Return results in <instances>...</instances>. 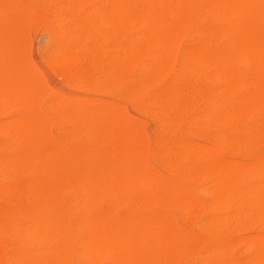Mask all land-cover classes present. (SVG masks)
<instances>
[{
    "label": "rangeland",
    "instance_id": "obj_1",
    "mask_svg": "<svg viewBox=\"0 0 264 264\" xmlns=\"http://www.w3.org/2000/svg\"><path fill=\"white\" fill-rule=\"evenodd\" d=\"M14 1H16L15 5L13 3ZM39 1L42 3V7H41V4L38 2V0H32V1L30 0V2H29V0H19V2H18V0H13V2H12V0H8V1L7 0L3 1L2 0V2H4L2 4H4V5L2 6V4H0L1 9H2V13L0 12V29L2 28V30H3V32L5 34V35H3V32H0V49H1V51H0V61L2 62V63H0V66L2 64L1 70H0L1 71L0 72V122H1L0 124L1 125L2 124L6 125V129L5 130H4V126L3 125L1 126V129L3 128V130L1 131V129H0V147L2 148V149H0V151L1 152L3 151L2 153L0 152V158L3 156L5 159H7V157L11 158V156H12V158L16 157L15 159L18 158V160H21V159L22 160H27V162H24V163H26V165L24 163L22 164L23 169H19V170H17V169L15 170L13 166H2V167L0 166V171H2L0 174H4L7 177L9 176L8 178H11V177L13 178L14 175H15V177H17V183L20 182L19 184H21L22 182H25V180H27L30 177H32L33 174H35L34 173L35 172V164H34L35 162L42 161V162L46 163L47 165H53L54 169L56 170L55 175L53 177L54 178V182L56 183V187H57V188L55 187V184L53 185V188L55 187V191H56V196H57L56 200H58L59 202H65V203H67V201L69 202V200H70V198H69L70 192L72 191L69 186L68 187L70 188V190L68 189L67 185H64L62 187V185H63V181L62 180H64L65 178L69 177L68 174L70 176L73 175V176H77L78 177L81 174V169H82L83 170L82 173L91 174V172L93 171L92 175H96V176H97V173H96V170H97L99 172V174H100V177H99V174L97 176L99 178H104V177L108 176V178L110 179L109 183H110L111 187H109V185H108L107 188H109L111 190L107 191L106 190V186H103L104 187V188L102 187L103 188V192H101L102 191V188H101L100 193L97 196V199L99 198V201L96 199L97 203L95 202L96 205L94 207V210L90 211L89 214H87L84 217H88V218H90V217L91 218H101V217L102 218H106V217H108L107 218L108 219V223H110L114 228H117V227L120 226L119 228H125L124 229L125 233L128 231V233H130V235L133 234L132 237L135 236L134 239H136L137 241L141 242V244H139V242L134 240V243L131 245L132 249L133 248L135 249L138 246V250L137 251L133 250L135 252V260H136L137 264H139V263L140 264H144V263L148 264V262H149V264H160V263L161 264H166L165 261L167 259H168L167 260L168 264H169V262L171 264H195V263L199 264L200 260L203 261V259L204 260L208 259L209 256L205 257V254H206V256L208 254L207 252H209L210 255L213 254V257L212 256L210 257V259L212 258V260L209 259L208 264H212V262H213V264H229V263H227L228 260H229L228 262H230V264H264V262H263L264 255L262 254V252H258V250L256 249L257 254L255 256V254H253V253H255L254 249H255L256 246L255 245H254V247L252 246L254 248L253 249L252 247H248V245H246L247 242L250 239H253L255 237L258 238L259 235H260V237L258 239H260L264 235V200H262V198L264 199V189H263L264 188L263 187V185H264V112H263L264 111V106H263L264 105V96H263L264 92L262 91V90H264V88H262V86H264V83L261 84V82L259 80H257V78H256L258 76H261V77L264 76V73H263L264 69L261 68V66L264 65L263 64L264 63V55L261 52V51H263V53H264V46L262 48L263 50L258 48L257 51L256 50L254 51L255 54H253V51H252V52H249V53L247 52L248 53V55H247L246 51H240V53H239V51H237V50L235 51L234 49L231 48V44H232L231 42H233V40L237 37V36H233L232 33H230V35H229V33H226L227 35L226 34H222L221 36H219V35L215 36L207 44L208 51L210 50L209 55L212 56L214 59H208V62L207 61H205V62H198L197 61L198 63L196 61H192V63H191V65L193 64L192 67L193 66H194L193 68L197 67L196 69L198 70L197 74H194L195 77H193V75H190L191 78H190V76H187V80L190 79L188 81V83L186 81V77L182 78L183 81L181 79H179V81H182L180 84H181L182 88H184V91H186V89L188 91L189 90L190 91L189 92L187 91V93L183 92L179 96L174 97L173 101H174V104H176L175 106L177 107V109H176L177 112H181L182 111L181 109L183 108V105H184V103H182V102H185V104L187 105V108L183 109V111H185V112H181V114L179 113V116H181V117H179L178 114H177V116H178V117L176 116L177 117V121H176V117L174 115V113H176V111L174 113L168 114V118H167V115H162L160 113L159 114L160 116L157 115V116H155L153 118L151 117L152 119L150 120V116L148 114H146L147 113L146 111H145V114L147 115V117H145V114H143V112H144L143 110H145V108H144V104L141 103V105H140V100H133V101L131 100L130 102L126 98L125 99L127 101L124 100V96L122 97L123 81L120 82L121 81L120 80L118 82L119 84L118 83L115 84V83L111 82V84L108 85L109 82L112 79L111 75H112V71H113V67H114V65L112 63V61H113V57L112 56H114L115 54L118 55V56H121V54H122L121 52L124 51L123 50V46H124V49H125V44L127 46V44L130 43V42H133L134 44L136 42L139 43L140 39H144V37H142L141 35H144V32L146 30V28H145L146 24H147V22L149 24L150 21L147 20V22H146V20H145L144 22H137L139 24V25H137L136 20L133 21L132 18H129L128 19L129 23H126V27H127L128 34H129V36H128L127 35V31H126V33H123V29H122V31L118 30L119 32L116 31L117 27L115 28L116 30L114 29V31H115V33H114L113 27H115V24H114L113 21L111 23V21H110L111 19H108L107 23L104 22V21H106L107 18H109L108 15H107L108 6H110L109 3L111 1H113V0H100V2H99V0H84V2H83V0H79V3H78V0H48V1L47 0H39ZM70 1H71V3H70ZM138 1H140V0H138ZM161 1H162L161 2L162 6L160 5L159 7H164V5H165V7L162 8V10H160L159 8L155 9V7H157V6L154 5V4L151 5L150 8H152L153 11H154L153 12L154 13L153 23L157 22L158 24L157 23H155V24H157L160 27L161 30L162 29L165 30L170 25V23H169L170 21H172V20L176 21V19L179 21L178 17H176L175 15H176L177 10L180 8V3L182 4V2L180 0H168V1L165 0V2H164V0H161ZM171 1H172V3H171ZM174 1H175L176 5L174 4ZM192 1H193V3H192ZM211 1L212 0H208V2H207V0H206L205 3H204L203 0H202V3H201V0H185V2L183 1L184 4L186 3L185 6L188 5L187 8H192L195 11V14L192 13L193 12L192 11L190 13H192L193 18H190V16H192V15L190 13H188V15L183 18L184 20L182 19L181 20L182 22L180 21L181 24L178 25L179 29L177 28L178 32L175 34V36L180 38L181 40L177 39L176 37H172L171 38V39H174L173 40V42H174V44H173L174 45V47H173V51H174V53H173V62H174L175 65L176 64L178 65V59H179L178 56L179 55L182 56L180 58V63H181L182 59L183 60L185 59L184 55L187 56L188 52H189V54L191 52H194L192 50L193 45H194V47H196V49L195 48H193V49L197 50V49H200V47L205 44L204 41H206V40H204L205 37L204 38L202 37V36H204L203 34H201V33H203L202 30H204L207 27H209V26L214 24V22H212V19H214V15H215V14H213L215 0H213L214 4ZM232 1H235V0H232ZM250 1L251 2L253 1L255 3L254 5L251 6V11H250L252 20L255 21V25L259 24L258 26H255L256 30L258 31V34H257V31H256L255 36L253 34V36H254L253 39L256 40L257 43L259 41L258 44H261V43L264 44V15H263L264 14V1L263 0H261V2H260V0H250ZM262 1H263V3H262ZM17 2H18V4H17ZM53 2L55 4H53ZM92 2H93V4H92ZM163 2H164V4H163ZM210 2H211V4H209ZM259 2H260V6H259ZM0 3H1V0H0ZM6 3L8 4V7H7ZM47 3H48V5H47ZM98 3H99L100 6L98 5ZM177 3H179V5ZM189 3H190V5H189ZM60 4L63 5V6H65V4H66V6H65L66 9L64 7H62L63 9L60 8ZM200 4H203V6H205V7L204 8H203V6L201 7ZM207 4H208V6L206 7ZM9 5H11V7ZM52 5H54L56 7H54ZM57 5H59V6H57ZM73 5H74V8H73ZM172 5L174 7H172ZM195 5H196V8H195ZM68 6H69V9H68ZM153 6H155V7H153ZM261 6H262V8H261ZM75 7H76V9H75ZM93 7H95L96 9L95 8L93 9ZM175 7H177V8L175 9ZM197 7H199V10H198ZM4 8H5V10H4ZM39 8H40V10L42 8L41 12H40ZM85 8H86V10H85ZM103 8H104V10H103ZM6 9H8V10L6 11ZM46 9H47V11H46ZM50 9L51 10L53 9V11H50ZM71 9H72V11H71ZM117 9H118L119 14L120 13L122 14L124 12V9H122L121 6L118 7ZM207 9H209L210 12H209V10L207 11ZM212 9H213V11L211 12ZM252 9H253L254 13H253ZM11 10L16 11V13L11 11ZM99 10H101V12ZM196 10L198 12H196ZM92 11H93V13H92ZM202 11H203V13H202ZM204 11L208 12L207 16L205 15L206 13H204ZM260 11H262V14H261ZM11 12H13V14ZM44 12H45V14H44ZM65 12H66V15H65ZM83 12H84V14H83ZM42 13L44 14V16H43ZM55 13H56V15H55ZM168 13H169V16H168ZM172 13H173L174 17L172 16ZM200 13H201L202 17L200 15V18H199L198 16H199ZM252 13H253V16H252ZM46 14H47V16H46ZM50 14L52 15V18L54 16H56V17H58L60 19V21L62 19V21L61 22L58 21L57 23H53L51 21L52 18L50 17ZM71 14H72V16H70ZM14 15H15V17H14ZM82 15H83L84 18L81 17ZM8 16H10V17L8 18ZM63 16L67 17V18H65V20H63L64 19ZM101 16H102V18H101ZM170 16L173 19H171ZM194 16H196V18ZM20 17H22V18H20ZM27 17H28V19H27ZM93 17H94V19H93ZM155 17H157V19ZM209 17L211 19H209ZM13 18H14L15 21L13 20ZM96 18H98L99 25H98V23L96 21ZM255 18H256V20H255ZM10 19H12V21H10ZM16 19L18 20V22H17ZM47 19L50 22H48ZM101 20H102V22L104 24L101 22ZM187 20H188V22H187ZM189 20H191V23L189 22ZM197 20L199 22H197ZM166 21H168V22L165 23ZM192 21H193V24H192ZM259 21H260L261 24L259 23ZM87 22H89L90 26L88 24H86ZM92 22H93V24H92ZM94 22L97 25H95ZM133 22H134V24H133ZM196 22H197V24H196ZM49 23H50L49 27L46 26ZM75 23H76V25H75ZM83 23H84V25H83ZM186 23H188V25L190 24V27H188V25H186ZM52 24H54V25H52ZM128 24L130 26H128ZM140 24H142V25H140ZM191 24H192V28H191ZM195 24H196L197 27L193 26ZM184 25H186V26H184ZM16 26L18 27V29H17ZM62 26H63V29H62ZM131 26H133V28ZM143 26H145V27L143 28ZM65 27H66V29H65ZM70 27L72 28V32H71ZM183 27H184L185 31H183ZM185 27H188V28L185 29ZM83 28H84V31H83ZM88 28H89V33H88ZM11 29H12V31H11ZM48 29H49V31H48ZM94 29H95V31H93ZM130 29H131V31H130ZM180 29H182V31H180ZM7 30H8V32H7ZM15 30H17V31H15ZM90 30H91V32H90ZM199 30H201L200 34H199ZM179 31H180V33H179ZM262 31H263V33H262ZM56 32H57L58 35L56 34ZM67 32H68V36L66 35ZM76 32H77V34H76ZM141 32H142V34H141ZM69 33H71V34H69ZM193 33H194V36H191V35H193ZM82 34L86 35V36L85 37L82 36L83 37L82 38L81 37ZM101 34L103 35V37L101 36ZM117 34H119V35L117 36ZM182 34L184 35V37H183ZM198 34H199V36H198ZM55 35L58 38L57 41H56V36ZM79 36H80V38H79ZM181 36L183 38H181ZM105 37H106V39H105ZM118 37H120V38H118ZM136 37L138 38V40H137ZM201 37H202V40L200 41ZM217 37H218V39H217ZM259 37H262V38L260 39ZM62 38H63V40H62ZM114 38H115V40H114ZM123 38H124V40H123ZM197 38H198V40H197ZM215 38H216V40H215ZM54 39H55V41H54ZM94 39H96V41ZM175 39H177V40H175ZM187 39H188V41H187ZM195 39H196V42H195ZM262 40H263V42H262ZM116 41H117V43H116ZM215 41H216V44H215ZM59 42H61V43L59 44ZM62 42L64 43V45H63ZM96 42H97V44H96ZM105 42H106V44H105ZM176 42H178L177 45H176ZM199 42H200V44H199ZM10 43H12V44H10ZM201 43H202V45H201ZM9 44L11 46H9ZM65 44H66V46H65ZM103 44L106 46V49L104 48ZM195 44H196V46H195ZM82 45H83V47H82ZM112 45H113V49H112ZM119 45L122 46V50H121V47ZM2 46H3V49H2ZM5 46H6V48H5ZM87 46H88V48L90 46V51L87 48ZM108 46H110V47L108 48ZM175 46L177 47L176 50H175ZM189 46L190 47L192 46L191 49H190ZM51 47H52L53 50L51 49ZM85 47H86V49H84ZM219 47H220V49H219ZM224 47H226V48H224ZM19 48H20V50H19ZM55 48H57V50H55ZM58 48H59V50H58ZM75 48H76L77 52L73 51ZM80 48H83L84 51L83 52H82V50L80 51ZM223 48H224V50H223ZM54 50H55V52H54ZM91 50H92L93 54H89V52L91 53ZM113 50H115V51H113ZM61 51H63V52H61ZM66 51H68V52H66ZM149 51H150V53H149ZM216 51L219 52L218 56L216 54L217 53ZM226 51H227V53H226ZM65 52H66V54H65ZM142 52H143V54L140 55L141 57L139 56L140 59L138 58L136 64L133 66L131 71L128 73L127 80H131V78L133 77L132 80L135 81L137 78H139L140 75L138 73L140 72V69L138 67H137L138 68L137 69L136 65L138 66L139 64H143L144 62H147V60L148 59L150 60L153 57V55H154V51L151 48L150 49H145ZM183 52L185 54H183ZM213 52L215 54L216 59L214 57ZM221 52H222V54H221ZM99 53H101V54H99ZM102 53H104V54L102 55ZM230 53H231V55H230ZM256 53L259 54V57L257 56ZM7 54H8V57H7ZM9 54H10V56H9ZM85 54H86V56H85ZM98 54L100 55V57H98L99 56ZM220 54H221L223 63L220 60V58H221ZM237 54H238V56H237ZM251 54L254 56V57L251 56L252 59L249 56ZM2 55H5L6 57L5 56L2 57ZM60 55H61V57H60ZM74 55H75V57H74ZM79 55H80V58H79V60H77V57H79ZM223 55L224 56L226 55V57H228V59L225 57V59H226L225 60ZM232 55L233 56L235 55V56L233 57ZM62 56H64V58H62ZM66 56H68V58ZM70 56H73V58H70ZM247 56L251 59L250 63H249V59H247ZM65 57L67 58V60H66ZM96 57H97V60H96ZM232 57L234 58L233 60H232ZM5 58H6V60H5ZM100 58H101V60H100ZM245 58L247 59L246 61H245ZM261 58H263V60H261ZM59 59L61 61L60 63L58 62ZM76 60L78 61V63H77ZM211 60H212V64H211ZM215 60H216V62H215ZM3 61H5V62L3 63ZM8 61H9V63H8ZM12 61H13V63H11ZM46 61H47V63H45ZM67 61H69V62H67ZM75 61H76V63H75ZM105 61H107V62L105 63ZM108 61L109 62L111 61L110 62L112 64V65L110 64L111 67L109 66V62ZM209 61H210V64H209ZM217 61H218V64H217ZM252 61H253V63H252ZM259 61H261V62L259 63ZM64 62L67 63L68 66ZM70 62L72 63L71 64L72 67L70 65ZM101 62H103V63L101 64ZM244 62H245L246 65L244 64ZM254 62L256 64H254ZM28 63H29V65H28ZM52 63H53V65H52ZM73 63H75V64H73ZM215 63H216V65H215ZM226 64H227V66H226ZM248 64L249 65L251 64V65L248 66ZM259 64H260V66H259ZM4 65L6 67L8 66V69L5 68ZM106 65L109 66V67L107 68ZM209 65H210V67H209ZM205 66H206V68H205ZM256 66L258 67V71L257 72L255 71V70H257ZM198 67H199L200 71H199ZM36 68H37V70H36ZM135 69H137L138 72L135 71ZM259 69H260V71H259ZM24 70H26V72ZM219 70L221 71V73H220ZM226 70H228V71L226 72ZM230 70H231V73L233 72L232 74H235L236 72H237L238 75L240 74V80L238 79V80L235 81L234 79H231L229 77L231 75ZM253 70H254L255 75L252 72ZM2 71H3V73H2ZM6 71H7V73H6ZM22 71H23V75H21ZM107 71L108 72L111 71V72L108 73L109 75L106 73ZM201 72H202V74L199 75V73H201ZM251 72H252V74H251ZM34 73H35V75H34ZM62 73H63V75H62ZM92 73H94L95 75L92 74ZM210 73H212V74H210ZM228 73H230L229 76L227 75ZM242 73H243L244 78L242 77ZM256 73L258 74V76L256 75ZM260 73H261V75H260ZM10 74H11V76H10ZM26 74H27V78L25 76ZM213 74H214V78H213ZM93 75L94 76L98 75V76L94 77ZM211 75H212V78H211ZM247 75H249L251 79H249V76H247ZM30 76H31V78H30ZM77 76H78L79 80L77 79ZM209 76H210V79H209ZM21 77H22V79H21ZM100 77H102V78H100ZM108 77H110L109 78L110 80H108ZM226 77H227V80L225 81ZM245 77H246V80H245ZM24 78H25V80H24ZM103 78H104V80H103ZM228 78H230V80ZM1 79H2V81H1ZM3 79H4V81H3ZM169 79H170V75H166L163 78L161 83H158V84L152 86L142 98H145L148 95H151L152 93L155 94V92L158 93V91L160 89V86H162L161 84L163 82H167V80H169ZM221 79L223 80V82H222ZM252 79L254 81L257 80L258 83L255 82V84H256L255 85L254 81ZM28 80H29V83H26V81H28ZM89 80H91V81H89ZM247 80H250L251 86H250V83L248 84L249 81H247ZM9 81L11 83V86H10V83H8ZM31 81H32V83H31ZM107 81H108V84L106 83ZM234 81H235V84L233 83ZM23 82L26 83V84L24 85ZM90 82H93L92 86L90 85L91 84ZM21 83H22V85H21ZM103 83L106 85V87L108 86V88H110V89L107 88L106 90H104L105 92L102 91L103 89H105L104 88L105 85H102ZM259 83L261 84V86H259ZM112 84H114V85H112ZM29 85H30V88H29ZM221 85H222V87H221ZM7 86H8V89H7ZM19 86L21 88H19ZM79 86H80V88H79ZM257 86H259L260 89L257 88ZM33 87H34V89H33ZM38 87H39V89H38ZM198 87H200L201 89L198 88ZM225 87H227L228 89L225 88ZM13 88H18V90L20 91L18 96L14 98L15 101H17L16 103H15V101H13V97L11 98V95H10L11 101H9L10 98L7 99V101H6V98L9 97V94H7V92L10 91V93H11ZM98 88H99V90H98ZM222 88H223V90L226 89L227 92L229 90L228 96H227L226 91H225V93H222V91H223ZM27 89H28V91H27ZM92 89H94L95 91L92 90ZM194 89H195V91H198L199 94L197 92L195 93ZM217 89H219V92H217L218 91ZM199 90H200V92H199ZM205 90H206V92H205ZM251 90H252V94L250 93ZM256 90L258 91L257 93H256ZM191 91H192L193 94L191 93ZM33 92H34V94H33ZM204 92L206 94V97H205ZM220 92L223 95H221ZM189 93H191V94L189 95ZM208 93H209V96H208ZM238 93H240V95ZM255 93H256V95H255ZM119 94H121L120 95L121 97H119ZM195 94H196V96H194ZM197 94H198V96H197ZM248 94L249 95L251 94V96H249ZM29 95H30V97H29ZM112 95L115 96V97H113ZM116 95H117V97H119L118 99H115ZM183 95H185L184 98H183ZM241 96H244V97L241 98ZM256 96H257V99H256ZM68 97H69V99H71V98L75 99L76 97L77 98L81 97V99L79 98V103H78V100L77 101L74 100L75 102L70 100V104H69ZM222 97H223V99H222ZM245 97H248L249 100L246 101L244 99ZM251 97L254 100L251 99ZM258 97H259V99H258ZM24 98H25V100H24ZM82 98H84V100H82ZM179 98L182 100V102H181V100ZM217 98L219 99V101H218ZM226 98H227V100H226ZM19 99H20V101H19L20 103H18ZM26 99H27V101H26ZM52 99H53V101H52ZM58 99H59V101L61 103V108L60 109H58V107L60 105ZM60 99H62V100H60ZM93 99H94V101H93ZM229 99H230V101H229ZM239 99H240V101H238ZM255 99H256V101H255ZM55 100L59 103V105L56 104V107H55V103H56ZM86 100H87V102H86ZM209 100L211 101V103H210ZM220 100H221V102H220ZM207 101H209V102H207ZM222 101H223V104H222ZM251 101H252V103H251ZM6 102L7 103L10 102L11 106H10V104H7ZM52 102H54V104ZM243 102H244V104L245 103L247 105L249 104L248 107H247L246 104L244 105ZM253 102H254V106H253ZM72 103H73V105H72ZM83 103H85V105ZM35 104H36V107H35ZM62 104H63V106H62ZM74 104H75V106H74ZM257 104L260 105L261 107L263 106L262 110H261V107L259 108L257 106ZM30 105H32V106L29 107ZM78 105H79L80 108L77 107ZM87 105H88V107H87ZM216 105L218 107H216ZM14 106L15 107L17 106V107L15 108ZM23 106H26V108H24ZM53 106H54V110L55 111H52L53 110ZM213 106H214V108H213ZM219 106H221V108ZM239 106L241 107L240 110L244 109L243 113L240 110H238ZM243 106H244V108H243ZM62 107H64V112H63V117H62V115L60 117V114H62V110H63ZM84 107H85V110H84ZM101 107H102V109H101ZM3 108L5 110L7 109L6 112H5V110ZM93 108H94V110H93ZM96 108H98V109H96ZM122 108H123V110H122ZM136 108H138V109H136ZM228 108H230L229 111H228ZM248 108H249V113L247 111ZM251 108H253L252 111H251ZM29 109H30V111H29ZM56 109H57V111H56ZM104 109H105V111H104ZM231 109H232V112H231ZM27 110H28V112H27ZM108 110H110V113L108 112ZM121 110H122V112H121ZM221 110H222L223 114L225 113V115H220ZM21 111H22V115H21ZM34 111H35V113L33 114ZM68 111H69V114H68ZM115 111L119 112V113L116 114ZM237 111L238 112L240 111V112L237 114L236 113ZM16 112H20V113L16 114ZM49 112H50V114H49ZM58 112H59V116H58ZM207 112H209V113H207ZM218 112H219V114H218ZM229 112H230V114H229ZM233 112H234V114H233ZM55 113H56V115H55ZM107 113L112 115V117L110 118V116ZM114 113L116 115H114ZM183 113H184V115H183ZM185 113H186V115H185ZM31 114H32L33 118H35L36 115H37L36 118H39L41 120V122L39 124L40 126L39 125L38 126H39V129L41 128L40 132L42 134L41 133L39 134V131H38L37 134L35 133V135H33V139L35 140V142L38 143V144L35 143V145H33L34 148H33V146L29 147V145H25L23 143L20 144V142L18 141L19 138L15 137L13 134L11 136V133L10 134L8 133V131L12 132L11 128L7 129L8 125H10V127H11V125L13 124V121L15 119L16 120L19 119V121H21V122L23 120L25 122L27 121L26 124H28V122L30 123L31 120L33 119L30 116ZM47 114H49V115H47ZM52 114H53V116H52ZM64 114H65V116H64ZM227 114H229L230 121L228 119V115ZM246 114H248V115H246ZM28 115H29V117H28L29 120L26 118ZM87 115L89 117H87ZM122 115H123V117H122ZM172 115H174L175 118L172 117ZM182 115H183V117H182ZM191 115H192V117H191ZM226 115H227V117H226ZM230 115H231V117H230ZM233 115L235 116V121H233V118H234ZM244 115H246V117ZM51 116L55 117V118L52 119ZM119 116H120V118L122 120L121 124H120ZM169 116H170V119H169ZM184 116H185V119H184ZM195 116H197V117L199 116L198 118L196 117L197 120L195 119ZM203 116H204V122H202L203 121ZM207 116H208V118L210 116L211 117V121L213 120L214 122H216L215 119H216V117H218L217 118V122L218 123L215 124V123H213V121L211 123L210 120L207 118ZM44 117H45V119H44ZM46 117H48V118L46 119ZM84 117H85V119H84ZM93 117H94V120H93ZM115 117H117L118 123H117ZM171 117L175 119L176 123L173 122V119ZM241 117L243 119H241ZM99 118L103 122H100ZM103 118L105 120V125H104ZM106 118H107V120H106ZM224 118H225V120H224ZM21 119H23V120H21ZM70 119H72L73 122H71ZM86 119H88V120H86ZM91 119L93 120V122L91 121ZM153 119H155V120H153ZM192 119H193L194 122L192 121ZM205 119H206V121H205ZM220 119H222V120H220ZM44 120H45V122H44ZM78 120H80L79 123H78ZM83 120H84V124L85 125L83 124ZM195 120H196V122H195ZM226 120L229 121L228 125H227ZM164 121H166V122H164ZM7 122H10V123H8V125H7ZM42 122H43V124H42ZM106 122H107V124H106ZM162 122H163V125H162ZM220 122H221V124L223 122L222 126L220 125ZM230 122H232V123L230 124ZM236 122H238V124ZM100 123H101V125H100ZM116 123H117V125H116ZM180 123H182V124H180ZM196 123H197V125H196ZM225 123H226V125H224ZM22 124H25V123L23 122ZM89 124H90V127H89ZM92 124H93V126H92ZM109 124L114 129L111 128ZM165 124H166V126H165ZM169 124L171 125V127H170ZM56 125H58V126L55 127ZM86 125H87V127H86ZM114 125H116L115 127L118 128L117 129V133H118V131H120V133H118V134L116 133L117 135H115L116 128L114 127ZM168 125H169V128H167ZM176 125H177V130H176ZM188 125H189L190 128L189 127H187V128L185 127V126H188ZM215 125H217V126H215ZM223 125H224V127H223ZM42 126H43V131H42ZM60 126H61V128H60ZM196 126H199L198 129H197ZM80 127H81V129H80ZM102 127H103V129H102ZM165 127L167 128V130L165 129ZM192 127H194V129ZM211 127H212V129H209ZM213 127H214V129H213ZM229 127H230V129H229ZM184 128L187 129L188 131L187 130L184 131L183 130ZM200 128H202V129H200ZM227 128H228V130H227ZM231 128H233V130ZM89 129H90L91 132L89 131ZM168 129H173V131L172 130L169 131ZM181 129L183 131H181ZM206 129H209L210 131L209 130L207 131ZM221 129L222 130L226 129V132L225 131L223 132ZM238 129H239V132H237ZM96 130H97V132H96ZM229 130H230V132H229ZM235 130H236V133H235ZM243 130H244V133L246 132L245 134L243 133ZM44 131H46V132H44ZM81 131H82V133H81ZM94 131L96 132L95 134H94ZM104 132H105V134H104ZM132 132H133V137L131 136ZM178 132H179V135H178ZM181 132H183V133H181ZM196 132H197V134H196ZM89 133L93 136V138L91 136V139H90V134ZM97 133H98V135H97ZM106 133L108 134V136H107ZM199 133H201V134L199 135ZM73 134H76V135H74L76 139L74 138ZM84 134L85 135L88 134L89 138H88V136H85ZM109 134L111 136H109ZM113 134H114L116 139L114 138ZM220 134L222 135L221 137H220ZM237 134H238V137H237ZM66 135H68V136H66ZM126 135H128V136L126 137ZM138 135H140V137ZM207 135H209L208 137H209L210 141L208 140ZM215 135H216V139L213 140L214 139L213 137ZM34 136H35V138H34ZM42 136H44V137H42ZM239 136L241 137V140L239 139ZM117 137H118L119 141L117 140ZM131 137L134 138V139H132ZM141 137H142V139H141ZM155 137H156V139H155ZM233 137L235 139H233ZM85 138L90 139V140L86 139V141H85ZM106 138H107V140H106ZM121 138H123V139L121 140ZM202 138H205L206 141H205V139H202ZM228 138H230V141H228V143H227V141H225V140H228ZM93 139H94V141H93ZM113 139H114V141H112ZM217 139H218V141L216 142ZM223 139H225V140H223ZM41 140H42V145H41ZM102 140H105V141H102ZM231 140L233 141L232 143H230ZM43 141H44V143H43ZM59 141H60V144H59ZM89 141H90L91 144L89 143ZM139 141L140 142L143 141L142 142L143 144L141 145V147H140L141 143ZM170 141L172 142L171 144H170ZM246 141H247V143H246ZM39 142H40V146H39ZM116 142H119L118 143L119 146L116 145ZM235 142H237V144ZM45 143H46V145L44 147ZM53 143H54V145H53ZM56 143H58V144H56ZM62 143L66 144V145L64 146V144H62ZM120 143H122V144H120ZM185 143L186 144H190L191 143V146H188V149L186 151L183 148V145H185ZM97 144H99V145L96 146ZM177 144L181 145V147L179 146V147L175 148V149H177V151L179 150V152H178L179 156L182 153H184V152L186 153V157L185 158L182 157L183 158L182 160L179 159L181 157H179L178 154H175L176 156L175 155H173V156L171 155L170 157L168 156L170 153H172V154L175 153L174 152L175 149H174L173 146L177 145ZM224 144L227 145V146H225ZM231 144H233V145L231 146ZM94 145H95V147H94ZM110 145H112V147ZM132 145H134V147H132ZM194 145L197 146V148ZM203 145H205L204 148L202 147ZM237 145H238V148H237ZM26 146H27V148H26ZM74 146H76L77 148L74 147ZM129 146H130V148H129ZM206 146H207L208 149L206 148ZM4 147H6V148H4ZM72 147H73V149H72ZM137 147H138V151H137ZM192 147H195V149H194L195 151L193 150ZM54 148H55V150H54ZM75 148H76V150H74ZM80 148H82V150H79ZM114 148H116L117 150H121L122 149V152L121 151H117L118 153L121 154V156L119 154H117V155L115 154L117 152H115L116 149L114 151ZM133 148H134V150H133ZM235 148H237V149H235ZM155 149H156V151H155ZM211 149H212V152L210 154L209 151H211ZM160 150H162L164 153H162V151H160ZM182 150H184V151H182ZM4 151H7V152H4ZM24 151H26V152H24ZM51 151H52V155H50ZM109 151H110V153H109ZM131 151H132V153H131ZM136 151H137V153H135ZM139 151H141V152L139 153ZM142 151H143V153H142ZM151 151H152V153H151ZM177 151H176V153H177ZM204 151H206V152H204ZM28 152H29V154H28ZM86 152H87V154H86ZM88 152H89V155H88ZM156 152H158V154ZM180 152H181V154H180ZM196 152L199 153V154L197 155ZM207 152H209V153L207 154ZM56 153H58V154H56ZM80 153H81V155H80ZM111 153H112V156H111ZM150 153L152 155H150ZM32 154L34 155L33 157H32ZM62 154H64V155L62 156ZM73 154H74V156H73ZM85 154L88 155L87 159H92V160H89V162L85 161V159H86V156H84ZM134 154H135V156H137V154H138V156L135 157ZM140 154H141V156H140ZM113 155L115 156V158H114ZM41 156H43V157H41ZM130 156H131V158H130ZM150 156H152V157L150 158ZM196 156H197V159H199V160H196L197 163H195L196 162L195 161ZM201 156H202V160H200V158H199ZM39 157L41 159H39ZM51 157L55 158V159H51ZM116 157H117V159H116ZM174 157L176 158L175 160L173 159ZM208 157H209V159H208ZM36 158H37L38 161L36 160ZM58 158L59 159L61 158V160L58 161L57 160ZM75 158H77L79 160V164L77 163L78 160L76 161ZM205 158H207V160ZM29 159L30 160L32 159V163H31V161ZM72 159H73V164H75V166L73 164H72L73 166L71 165ZM172 159L174 161L173 165L177 164L176 165V170L174 171L175 173H173L172 169H169V167H168V166H170L169 163L172 164V162H170ZM177 159H178V161L176 162ZM56 160H57V162H56ZM66 160H68V161H66ZM80 160H81V162H80ZM83 160H84V162H83ZM152 160L155 161V162L153 163ZM188 160L191 161L190 162L191 164L189 163ZM204 160H205V162H204ZM61 161L63 163H61ZM91 161H93V162H91ZM199 161H201V162H199ZM259 161H261V162H259ZM51 162H53V163H51ZM90 162L92 163V166H93V168L95 170L91 168V163ZM129 162H130V164H129ZM162 162H163V164H162ZM167 163H168V165H167ZM210 163L211 164H213V163L216 164L217 163V165H219L220 163H223V167H226V165H227V168L225 169L227 172L226 171L223 172V169H221L220 172H219V169L222 168V165L220 164L218 166V168H219L218 170H216L214 172H211V171L209 172L208 171V173H207L206 171H207L208 167H206V165H208ZM259 163H261V166H260ZM84 164H85V166H84ZM86 164H87V166H86ZM201 164H202V166L204 165L203 168L205 167L204 169H206V170H204L203 168L199 167ZM32 165H33V167H32ZM139 165H141L140 166V170H139ZM63 166H64V169H63ZM78 166H79V168H78ZM88 166L90 167V171L88 170L89 169ZM95 166H96V168H95ZM164 166H165V168H164ZM5 167H10V168L7 169ZM11 167H12V169H11ZM197 167H198V170L196 169ZM26 168H28V169H26ZM67 168H68V170H67ZM108 168H109V170H108ZM179 168H181V169H179ZM187 168L189 169L188 171H190V173H188V174L186 173V169ZM199 168H200V171H199ZM79 169H80V171L78 172ZM131 169H132V171H131ZM166 169L167 170L169 169V173H167ZM128 170H130L131 172H129ZM144 170H146L148 172H151L153 174H156V176L158 174V178L156 179L157 183H156V181L154 182L155 185L153 184V188H152L151 185H143L142 186V184H140L137 181L138 178H136L135 179L136 181L135 180L132 181V185H131V188L128 190V193L132 194L133 197H137V196L139 197V193L141 195L142 192H145V191L148 192V190L149 191H156V196H157L156 202L158 201L157 203L156 202L151 203L150 206L149 205L145 206V209L144 208H140V211H139V208L138 207L135 208L134 206H132V204H130V202L128 203V202H125V201L120 200V199L117 200V199L112 198L113 196H111L109 194V192L114 191V188L116 190L119 187V184H120V182L122 180V176L125 175V172L127 174V171H128V174H130L132 176H136V175H140V173H135L134 172L132 174L133 171H136V172L137 171H139V172L142 171L143 172ZM170 170H171V174H173L174 176L170 174ZM184 170H185V172H184ZM18 171H19V173H18ZM63 171L66 174V176L63 173ZM86 171H88V172H86ZM112 171L114 172V174H112L113 173ZM180 171L182 173L184 172V176H182L183 174ZM194 171L197 172L196 174H199V176H197V175L194 176L193 175V177H191L192 179L190 178V180L188 182L185 181V180H187V177L189 179V176H192L191 173H193V174L195 173ZM31 172H33V173H31ZM67 172H69V173H67ZM77 172H78V174H77ZM204 172H206V173H204ZM228 172L232 173L231 177H233V179H234V183L233 184H234L235 189L233 190L234 191L233 193H234V196L236 198L230 199V203H229V200H228L227 205H225V210H224V209H221V206L224 205V202L227 201V199L224 197L223 199H226V200L225 201L221 200L220 204L218 205L219 202L215 203L214 201H212V198L210 197V195L212 193L211 192L212 190L210 191V189H214L215 185L217 184L216 182H218V184H220L221 186L223 185V187H225V185H227V184H224V182H221V180L224 179V181H226L227 179H229L228 177H230V175L229 174L226 175ZM251 172H252V174H251ZM253 173L254 174L256 173L255 177H254ZM16 174H18V175H16ZM250 174L252 175L251 178H250V176H251ZM104 175H107V176H104ZM112 175H113V177H112ZM115 175L117 177L120 175L118 177L119 181L115 177ZM225 175H226V179H225ZM233 175H235L236 177H234ZM248 175H250V176L248 177ZM63 176L65 178H63ZM181 176H182L183 179L181 178ZM185 176H187V177L184 180ZM215 176H216V178H215ZM222 176H223V178H221ZM18 177H19V179H18ZM59 177L62 180H60ZM120 177H121V180H120ZM194 177H195V179H194ZM196 177H197V179H196ZM201 177H202V179H201ZM213 177H214V179H213ZM162 178H163V180H162ZM217 178H218V180H216ZM249 178L250 179L254 178V179L252 181L250 180V183H249ZM219 179H220V182H219ZM179 180L181 182L184 181V183H181ZM196 180H197V183H196ZM212 180H213V182H212ZM214 180H216V181H214ZM246 180H247V182H246ZM61 181H62V183H61ZM60 183L62 184L61 186H60ZM212 183H214V184H212ZM136 184H138V185H136ZM183 184H185V186ZM192 185H193V188H191ZM154 186H155V189H154ZM194 186H195V188H194ZM259 186H260V188H259ZM64 187H65L66 190L68 189L69 193H68V191L66 192ZM243 187L244 188L245 187H248V188L250 187L251 188L250 190H253L255 188V192H256V193L254 192L255 193V197L253 196L254 195L253 191H252V194H253L252 197L250 195L251 198L254 197L253 200L249 196H248V198H245V197L242 198L243 197L242 196L243 193H241V192L243 191ZM150 188H151V190H150ZM189 188H191V189H189ZM204 188H205L206 192L208 191L207 194L208 193H210V194L207 195V194H205V191H203L204 195L203 196H202V194L200 195V192L202 193V190H204ZM169 189H170V191H169ZM198 189H200L199 190L200 192H198ZM257 189L259 191H256ZM105 191H106V193H105ZM133 191H134V193H133ZM239 191H241V192H239ZM170 192H171V194L173 196H171ZM57 193H58V195H57ZM107 193L109 195H107ZM165 193H166V195H165ZM102 194H104V196ZM237 194H240L241 198ZM199 195H200V197H199ZM205 195H207L208 198H207V196L205 197ZM178 196L180 198H178ZM187 196L190 197V198L193 196L192 199H194V201H196V198L197 199H201L202 201L201 200H197L196 201L197 205H196L195 202L193 203L192 199L189 198L187 200V198H188ZM237 196H238V198H237ZM0 197H1L0 206L1 207L3 206V209L0 210V216H1L0 217V221H1V218H3L4 213L7 212L8 209L10 208V205L11 204L12 205L16 204V206H15V209L17 210V214H16L17 219L16 220H17V223H18V225L15 223L16 227H18L19 224L21 225V223H22V225H24V224L28 225L27 224L28 221H29V224H30L31 220L34 222V217H32V215H30V217H31V219H30V217H28V215L25 216V215L21 214V217H20V213H18L22 209V208H20L22 206L21 205L22 202H25L29 207L34 206V200L32 198L27 197V199H26L25 196H18V198H17V195L13 196V195H10V194L0 195ZM13 197H14V199H13ZM21 197H22V199H21ZM23 197H24V199H23ZM171 197L173 198V200H172ZM203 197L206 198V200ZM177 198H178V200H177ZM249 198H250L251 202H250ZM259 198H261V199H259ZM105 199H108V200H105ZM179 199H180V201H179ZM182 199H184V200L182 201ZM203 199H204V201H203ZM244 199H247V200L245 201ZM27 200H29V201L27 202ZM104 200L107 202V205H105V201ZM240 200H243V203ZM257 200H258V203H256ZM160 201H162V204L164 206L166 205L165 208H164V206H162L164 209L162 207H161V209H159L160 205H161ZM176 201H179V202L177 203ZM234 201H235V203L237 202L236 203L238 205L237 207L234 206L235 205ZM19 202H20V204H19ZM31 202H33V204ZM181 202H183V203H181ZM190 202L193 204V206H192V204ZM206 202H208L210 205H211V202H214V204L211 205V206H213V205L214 206L210 207V205L207 204ZM253 202H255V203L253 204ZM109 203H110V205H108ZM118 203H119V205H116ZM168 203H169L170 207L168 206ZM175 203H176V205H174ZM231 203H232V205H231ZM233 203H234V205H233ZM239 203H241V204L239 205ZM180 204H181V206L179 207ZM183 205H184V208H183ZM189 205H190V208H188ZM205 205L207 206L206 210H205V208H206ZM257 205H258V207H257ZM259 205L261 206L260 210L257 209V208L260 207ZM106 206H107L108 209H106ZM126 206H128V208ZM131 206H132V209H134L132 211H131ZM101 207H103V210L101 209ZM193 207H197L196 209L201 211V213L199 214V211H196V209L193 208ZM215 207H216V210H215ZM246 207L248 209V212H249V209L254 208L255 213L257 211L256 215H254L253 209L250 210L251 211L250 214L252 213V215H249V213L247 214V211H245V210H247ZM19 208H20V210H19ZM223 208H224V206H223ZM229 208H230V210H229ZM244 208H245L244 212L242 211L243 213H241V209L243 210ZM187 209H188V211H190L192 213V215H190L191 213L187 214V211H186ZM2 210L3 211L6 210V211L2 214ZM137 210H138V215L139 216L136 214ZM141 210H142V212H141ZM207 210H209V211H207ZM100 211L103 212L104 214L102 213V215H101ZM107 211H108V213L106 214ZM133 211H134V213H133V215H131ZM184 211H186V212H184ZM195 211L197 212V214L195 216L196 219H194V214L196 213ZM215 211H216V213H215V216L213 217ZM126 212H128V213H126ZM139 212H141V213H139ZM166 212H167V214H165ZM193 212H195V213H193ZM205 212H206V215H204ZM245 212H246V214H244ZM112 213L114 214V216H113ZM152 213H153V215H152ZM168 213H169V216H168ZM231 213H232V216L234 217V219H235V215L234 214L236 213L237 217H236L235 220L232 219ZM238 213H239V215H238ZM95 214H97V217H96ZM127 214H128V216H127ZM142 214H143V216H142ZM185 214L187 216H189V218ZM125 215H126L125 219L122 218ZM154 215H155V217H154ZM157 215H159V216H157ZM165 215H167L168 218ZM225 215H226V219H225ZM248 215H249V217H248ZM257 215H258V217H257ZM190 216H192V217L190 218ZM227 216H228V218H227ZM117 217H118V219H117ZM221 217H222V220H220ZM161 218H163V219H161ZM207 218L208 219L211 218V219L208 220ZM215 218L220 223L219 228L217 226V228L219 229V233H218V229L216 230V228H215L216 226L210 224V220H212V219L215 220ZM261 218H263V219H261ZM145 219H147V220H145ZM188 219L189 220L191 219L194 222L193 225L191 224L192 221H189ZM224 219H225V221H224ZM23 220H24V222H23ZM124 220H127L126 222L129 225V226L128 225L126 226L127 228L125 226L124 227L122 226L125 223ZM139 220H140V223L142 224V227L140 226L141 224L139 223ZM148 220H150V222H147ZM165 220H166V222H164ZM230 220H231V224H232L231 227H230ZM134 221L137 222V223H134ZM141 221H143V222H141ZM156 221H158V223L155 224ZM200 221H201V226H200V223H199ZM132 222H133V224H132ZM224 222L227 225L224 224ZM236 222H237V224H236V229L237 230L235 229V226H234V224ZM152 223H153V225H152ZM174 223H175V226H174ZM0 224H1V222H0ZM143 224L145 226H143ZM160 224L162 226H159ZM204 224L207 225L206 226V232H207V228H208V233L211 231L210 235L208 234L209 236L212 235V237H210V239H209L208 236L205 237L206 234H207L206 232L203 233L205 235H202V230L205 231V226H202ZM221 224H223V225H221ZM136 225H137V227H136ZM164 225H166L168 227H165ZM209 225L211 226V228L208 227ZM244 225H246V227H244ZM2 226L3 225H0V236H1L0 244L2 245V246H0V253H2V254H0V259H1L0 260V264H6V263L7 264H14V263L16 264V261H17V264L18 263L19 264H21V263L23 264L24 262H25L24 264H26V262L28 260L32 259L31 254H30V249H33L31 247L32 246L34 247V245H35V248H37V249H33L32 252H34V253L37 252V250L39 248L38 255H36L37 253H35V254L33 253V255H34L33 258L35 257L37 259V262H38L37 264H39V262H40L39 260H41V259H42L41 260L42 264H43V261H44V264H47V262L48 263L52 262L51 261V256H50L51 254L49 253V250H52V248L54 246H52V245L50 246V244H48V243L44 244V247L40 245L41 248L46 249V252L48 251V253H46V254L44 253L45 251H43V250L40 252L41 249L39 247V244L30 245V246H28V248L25 247L24 245L20 246V244H19L18 247H17L18 250L16 248H14L15 250H17V254H16L15 250L13 251V249H12V246H14V245L17 246V243H15V240L13 242V236L15 235V234L13 235V233H14L15 230L9 229L8 230L9 232H8L6 229H3ZM134 226H135V229L133 228ZM157 226L161 229V231H160L161 234H163V236L167 240L165 246H164V244H162V246L160 244L157 245V243H154V242H151L152 244L150 245V242L145 240V236H146V238H148L151 235L152 230L157 228ZM172 226H174V227H172ZM1 227H2L3 230H1ZM196 227H197V229H199V231H200L199 233H198V230L196 229ZM220 227H223V229L221 230ZM228 227H229V229H228ZM239 227H242V228L239 229ZM136 228H137V230H136ZM144 228H145V231L143 230ZM165 228L168 229V231L167 230L165 231ZM5 230L7 231L8 235H6L7 233H4V232H6ZM84 230L85 229L83 228V231ZM176 230H177V232H176ZM11 231H12V233H11ZM78 231H77V233H79V234L76 233L77 235L74 237L75 241H72L71 244H70V246H71L70 252L69 251L65 252L66 253L65 264H90V263L93 264V261L91 262V258H93L92 260H95L94 264H114V259L112 258L113 259V262H112L111 256H109V254H106L105 252L101 251L102 252V255H101V253L99 254V252H100L99 250H98V252L96 251V253H97L96 256H95V252H93L94 255H93V253H92V255H87L84 260H83L82 256H81L82 258L78 256L80 261L82 260L83 263L79 262V260L75 259L77 257V254H76L77 251L75 250L76 252H74V247H75L74 242L76 243V241H77V239H78V237L80 235V232H78ZM83 231L81 229V232H83ZM232 231H234L233 235H232ZM85 232L87 234V230H85L83 232L82 239H78L79 242L77 241V243L80 244L79 245L80 247H78V244H76L77 245V250H78V248L81 249V242L86 237ZM134 232H135V234H134ZM172 232H175L176 237H178V239H176L174 233L172 234ZM214 232H216V234ZM144 233H145V235H143ZM164 233H167V234L164 235ZM221 233H222V235H220ZM140 234L142 236H140ZM185 234H187V235H185ZM228 234H229V236H228ZM9 235H10V237H9ZM213 235H215L214 236L215 238L216 237L219 238L218 239L219 241L217 240L218 244H216V239L213 237ZM15 236H14V239H15ZM179 237H180V239H179ZM224 237H226V238H224ZM228 237H229V239H228ZM80 238H81V236H80ZM199 238H200V240H199ZM201 238H202V240H201ZM220 238L222 240L221 242H220ZM225 239H226V241H225ZM5 240L8 241L9 243L8 242L6 243ZM80 240H81V242H80ZM177 240L179 241V243H182L183 245L181 244V246L179 247V244L177 243L178 242ZM135 241H136V243H135ZM175 241H176V243H175ZM250 241H249V244H250ZM253 241H254V239H253ZM255 241H257L256 238H255ZM4 243H5V245H4ZM173 243H174V246L176 244V246H177L176 248H174V246H172ZM224 243H226L228 247H226V245H224V247H223ZM253 243H251V244H253ZM144 244H146V246H144ZM251 244H250V246H251ZM36 245H37V247H36ZM147 245H148V249L146 248ZM231 245L234 248H232ZM171 246L174 249L170 248ZM216 246L219 249L221 248V250L223 248L224 251L219 252V253H217L218 255H216L215 252H214ZM7 247L9 248L8 250H7ZM47 247H49V248H47ZM82 247H83V245H82ZM159 247L161 249V253L163 251L162 254H164L165 257L167 255L166 260L164 262H163V260H164L165 257L163 258L162 257L163 255L159 254L160 253L159 252ZM178 247L180 248V250L178 249V255H177L176 253H177V248ZM230 247H231V251H230ZM144 248H145V251H144ZM152 248H153V251H151V252L149 251L148 252V250L149 249L152 250ZM218 248H216L217 252L219 251ZM251 248L253 249V251L251 250ZM28 249H29V253H27ZM169 249L171 251L170 253L168 251ZM225 249H227V250L225 251ZM142 250L144 251V253L142 252ZM175 250H176V252H175ZM204 250H205L206 253L204 252ZM228 251H229V253H228ZM13 252H14V254L17 255V257H16V258H18L17 260L15 258V255L13 254ZM72 252L75 253L76 255L74 256V254ZM141 252H142L143 257H144V255L146 256L149 253V256H148L147 259H146V257H144V262L142 261L143 257L141 259ZM156 252H158L157 253L158 255H156ZM201 252H202L203 255L201 254ZM6 253H8L10 259H12V257H13L14 263H13V260H11V261L9 260V257L6 256ZM21 253H23V254H21ZM153 253H154L155 256L153 255ZM258 253L260 255L259 258L262 256L261 257L262 259H260L261 260L260 262H259V259L257 258ZM18 254L22 256L20 261H19V255ZM68 254H69V256H68ZM151 254H152V256H151ZM175 254H176V257H175ZM196 254H197V256H196ZM200 254L203 256V257H201V259H200V257L198 258V255H200ZM41 255H43V257ZM44 255L46 257H48V258H46V257L44 258ZM99 255H100V257H102L100 259V261H99V258H100ZM172 255H174V258L172 257ZM193 255H194V258H193ZM23 256H24V258H27L26 261L24 260ZM38 256L42 257V258L39 259ZM93 256H95V259H94ZM138 256H140V258ZM157 256H159V257H157ZM219 256H221V258ZM223 256H224V258L227 256L225 258V261H224V258H222ZM254 256L257 259L258 263H257V261H255V263H254V260H255ZM97 257H98V260H97ZM109 257H110V259H109ZM150 257H152V258L150 259ZM252 257L254 258V260H253ZM35 258H34V260L36 261ZM43 258H44V260H43ZM156 258H157V260H156ZM162 258H163V260H162ZM227 258H228V260H227ZM88 259H89L90 263L88 262ZM159 259H161V262H159L160 261ZM174 259H175V261H174ZM96 260H97V262H96ZM147 260H148V262H147ZM193 260H194V262H193ZM75 261H77V262L75 263ZM223 261H224V263H223ZM31 262H32L31 264L34 263L33 259L31 260Z\"/></svg>",
    "mask_w": 264,
    "mask_h": 264
},
{
    "label": "bare ground",
    "instance_id": "obj_2",
    "mask_svg": "<svg viewBox=\"0 0 264 264\" xmlns=\"http://www.w3.org/2000/svg\"><path fill=\"white\" fill-rule=\"evenodd\" d=\"M4 1V0H3ZM8 1V0H7ZM32 1V0H31ZM48 1V0H47ZM168 1V0H167ZM181 2H182V4L180 3V8L177 10V12H176V17H178V19H179V21L176 19V21H170L169 23H170V25L168 26V28L167 29H165V30H161L160 29V27L157 25L158 23L157 22H155V23H157V24H155V23H153V17H154V11H153V9L152 8H150V6L151 5H156L157 7H155V6H153V7H155V9L156 8H159L160 10H162V8H164L165 7V5H164V7H159L160 5H161V0H140V1H138V0H113V1H111L109 4H110V6H108V12H107V15H108V17L109 18H107L106 19V21H104L105 23H107V20L108 19H111L110 21H111V23H112V21L114 22V24H115V27H113V31H114V29L116 30V31H118V30H121L122 31V29H123V33H126V31H127V35L129 36V34H128V30H127V27H126V23H129L128 22V19L129 18H132L133 19V21L134 20H136V23L137 22H144L145 20H146V22H147V20H149L150 22H149V24H148V22H147V24H146V27L145 26H143V28L145 27L146 28V30H145V32H144V35H141L142 37H144V39H140V42L139 43H133V42H130V43H128L127 44V46H126V44H125V49H124V46H123V52H121L122 54H121V56H118V55H116L115 53V55L114 56H112L113 57V61H112V63H113V65H114V67H113V71H112V75H111V77H112V79H111V81L109 82V84H108V81L106 82L108 85H110L111 84V82L112 83H118L120 80V82H122L123 81V88H122V97L124 96V100L125 101H127L126 99H128L129 100V102L132 100H140V105H141V103L142 104H144V108H145V110H143L144 112H143V114H145V111L147 112L146 114H148L149 116H150V120L153 118V117H155V116H160L159 114L161 113L162 115H167V118H168V114H171V113H174L175 111H176V113H174V115H175V117L177 116V114H178V116H179V113L181 114V112H185V111H183V109H185V108H187V105L185 104V102H182V100H181V102L182 103H184V105H183V108L181 109L182 111L181 112H177V107L175 106L176 104H174V101H173V98L174 97H177V96H179L180 94H182L183 92H186L187 93V89H186V91H184V88H182V86H181V82L183 81L182 80V78H185L186 77V81H187V83H188V81L190 80H187V76H190V75H193V77H195L194 76V74H197V72H198V70L196 69L197 67H195V68H193L192 67V65H191V63H192V61H198V62H205V61H207L208 62V59H214L212 56H210L209 55V53H210V50L208 51V48H207V44L215 37V36H217V35H219V36H221L222 34H226V33H229V35H230V33H232L233 34V36H237L234 40H233V42H231L232 44H231V48L232 49H234L235 51L237 50V51H239V53H240V51H246V53L248 52H252L253 51V54H255L254 53V51L256 50L257 51V49L258 48H260L261 50H263L262 48H263V46H264V44H258L259 43V41H258V43H257V41L256 40H254L253 39V37L255 36V33H256V27L255 26H258V25H255V21L254 20H252V17H251V6L252 5H254L255 3L252 1H248V0H235V1H232V0H215V5H214V12H213V14H215L214 15V19H212V22H214V24L213 25H211V26H209V27H207L206 29H204V30H202V32L203 33H201V34H203L204 36H202L203 38H204V40H206V41H204V45L203 46H201L200 47V49H197V50H194L193 48H195L196 49V47H194V45H193V48H192V50L194 51V52H191L190 54H189V52H188V55L186 56V55H184V60L182 59V61H181V63H180V58L182 57V56H180L179 54V56H178V65L176 66L175 64H174V62H173V53H174V51H173V47H174V42H173V40L174 39H171L172 37H176L175 36V34L178 32L177 30L179 29V27H178V25H180L181 24V20L185 17V16H187L188 15V13H190V12H192V13H194L195 14V11L192 9V8H187L188 7V5L187 6H185L186 5V3L184 4L183 3V1L185 2V0H180ZM204 1V3H205V1L206 0H203ZM264 1V0H263ZM263 1H262V3H263ZM12 2H13V0H12ZM15 2L16 1H14L13 3H14V5H15ZM18 2H19V0H18ZM18 2H17V4H18ZM29 2H30V0H29ZM38 2L41 4V7H42V3L38 0ZM67 2V1H66ZM73 2V1H72ZM83 2H84V0H83ZM99 2H100V0H99ZM164 2H165V0H164ZM164 2H163V4H164ZM170 2V1H169ZM190 2V1H189ZM199 2V1H198ZM207 2H208V0H207ZM212 3H213V0L211 1ZM211 2L209 3V4H211ZM260 2H261V0H260ZM260 2H259V6H260ZM2 3H4V2H2V0H1V3L0 4H2ZM9 3V2H8ZM38 3V4H39ZM59 3V2H58ZM70 3H71V1H70ZM74 3V2H73ZM78 3H79V0H78ZM104 3V2H103ZM108 3V2H107ZM171 3H172V1H171ZM192 3H193V1H192ZM201 3H202V0H201ZM213 3V4H214ZM53 4H55L54 2H53ZM68 4V3H67ZM81 4V3H80ZM79 4V5H80ZM83 4V3H82ZM92 4H93V2H92ZM102 4V3H101ZM174 4L176 5V3H175V1H174ZM178 5H179V3H177ZM188 4V3H187ZM4 4H2V6H3ZM6 5H7V7H8V4L6 3ZM5 5V6H6ZM45 5V4H44ZM47 5H48V3H47ZM85 5V4H84ZM98 5H99V3H98ZM108 5V4H107ZM167 5V4H166ZM189 5H190V3H189ZM193 5V4H192ZM199 5V4H198ZM201 5V7L203 6V4H200ZM205 5V4H204ZM263 5V4H262ZM10 7H11V5H9ZM52 6H54V5H52ZM57 6H59V5H57ZM65 6H66V4H65ZM65 6H63V5H61L60 4V8H62V7H64L65 9H66V7ZM70 6V5H69ZM69 6H68V9H69ZM100 6V5H99ZM122 7V9H124V12L120 15L119 14V12H118V7ZM162 6V5H161ZM208 6V4L206 5V7ZM47 7V6H46ZM54 7H56V6H54ZM53 7V8H54ZM172 7H174L173 5H172ZM190 7V6H189ZM200 7V8H201ZM205 6H203V8H204ZM213 7V6H212ZM30 8V7H29ZM59 8V9H60ZM73 8H74V5H73ZM95 7H93V9H94ZM106 8V7H105ZM177 7H175V9H176ZM195 8H196V5H195ZM198 8V10H199V7H197ZM261 8H262V6H261ZM55 9V8H54ZM63 9V8H62ZM64 9V10H65ZM75 9H76V7H75ZM96 9V8H95ZM102 9V8H101ZM166 9V8H165ZM256 9V8H255ZM4 10H5V8H4ZM8 9H6V11H7ZM39 10H40V8H39ZM41 10H42V8H41ZM41 10H40V12H41ZM85 10H86V8H85ZM103 10H104V8H103ZM209 9H207V11H208ZM5 11V12H6ZM11 11H13V12H15L16 13V11H14V10H11ZM46 11H47V9H46ZM50 11H53V9L51 10L50 9ZM58 11V10H57ZM62 11V10H61ZM71 11H72V9H71ZM91 11V10H90ZM100 12H101V10H99ZM167 11V10H166ZM201 11V10H200ZM199 11V12H200ZM213 11V9L211 10V12ZM252 11H253V9H252ZM0 12L2 13V9H1V6H0ZM13 12H11L12 14H13ZM96 12V11H95ZM164 12V11H163ZM196 12H198L197 10H196ZM209 12H210V10H209ZM261 12V14H262V11H260ZM68 13V12H67ZM92 13H93V11H92ZM106 13V12H105ZM160 13V12H159ZM192 13H190L191 15H192ZM202 13H203V11H202ZM204 13H206L205 15L207 16V14H208V12H205L204 11ZM253 13H254V11H253ZM253 13H252V16H253ZM38 14V13H37ZM43 14V13H42ZM44 14H45V12H44ZM44 14H43V16H44ZM54 14V13H53ZM83 14H84V12H83ZM86 14V13H85ZM103 14V13H102ZM198 14V13H197ZM55 15H56V13H55ZM62 15V14H61ZM65 15H66V12H65ZM75 15V14H74ZM166 15V14H165ZM164 15V16H165ZM200 15H201V13L199 14V18H200ZM264 15V14H263ZM46 16H47V14H46ZM70 16H72V14L70 15ZM79 16V15H78ZM104 16V15H103ZM160 16V15H159ZM162 16V15H161ZM168 16H169V13H168ZM172 16H173V13H172ZM10 16H8V18H9ZM14 17H15V15H14ZM50 17L52 18V15L50 14ZM64 17V16H63ZM81 17H83V15L81 16ZM88 17V16H87ZM171 17V16H170ZM174 17V16H173ZM189 17V16H188ZM195 18H196V16H194ZM201 17H202V15H201ZM211 17V16H210ZM209 17V19H211ZM2 18V17H1ZM20 18H22V17H20ZM35 18V17H34ZM49 18V17H48ZM65 18H67V17H64V19L63 20H65ZM73 18V17H72ZM84 18V17H83ZM101 18H102V16H101ZM156 19H157V17H155ZM160 18V17H159ZM190 18H193V15L192 16H190ZM27 19H28V17H27ZM70 19V18H69ZM78 19V18H77ZM76 19V20H77ZM93 19H94V17H93ZM171 19H173L172 17H171ZM175 19V18H174ZM13 20H14V18H13ZM17 20V19H16ZM39 20V19H38ZM48 20V19H47ZM71 20V19H70ZM79 20V19H78ZM104 20V19H103ZM184 20V19H183ZM196 20V19H195ZM200 20V19H199ZM255 20H256V18H255ZM10 21H12V19H10ZM15 21V20H14ZM13 21V22H14ZM53 23H57L58 21H60V19L58 18V17H56V16H54L53 18H52V20H51ZM61 21H62V19H61ZM60 21V22H61ZM96 21H97V23H98V18H96ZM109 21V22H110ZM131 21V20H130ZM159 21V20H158ZM169 21V20H168ZM168 21H166L165 23H167ZM178 21V22H177ZM181 21V22H180ZM17 22H18V20H17ZM48 22H50L49 20H48ZM101 22H102V20H101ZM187 22H188V20H187ZM189 22L191 23V20H189ZM197 22H199L198 20H197ZM197 22H196V24H197ZM20 23V22H19ZM78 23V22H77ZM95 23V22H94ZM103 23V22H102ZM185 23V22H184ZM209 23V22H208ZM259 23H260V21H259ZM63 24V23H62ZM86 24H88L89 25V22H87ZM92 24H93V22H92ZM104 24V23H103ZM109 24V23H108ZM133 24H134V22H133ZM192 24H193V21H192ZM192 24H191V28H192ZM196 24L195 25H193V26H195V27H197L196 26ZM211 24V23H210ZM261 24V23H260ZM49 25H50V23L48 24V25H46V26H48L49 27ZM52 25H54V24H52ZM64 25V24H63ZM75 25H76V23H75ZM83 25H84V23H83ZM95 25H97L96 23H95ZM98 25H99V23H98ZM137 25H139L138 23H137ZM140 25H142V24H140ZM161 25V24H160ZM186 25H188V23H186ZM186 25H184V26H186ZM2 26V25H1ZM65 26V25H64ZM86 26V25H85ZM90 26V25H89ZM111 26V25H110ZM114 26V25H113ZM128 26H130L129 24H128ZM162 26V25H161ZM207 26V25H206ZM263 26V25H262ZM17 27V26H16ZM55 27V26H54ZM79 27V26H78ZM132 28H133V26H131ZM188 27H190V24L188 25ZM188 27H185V29L186 28H188ZM6 28V27H5ZM9 28V27H8ZM58 28V27H57ZM69 28V27H68ZM178 28V29H177ZM259 28V27H258ZM261 28V27H260ZM14 29V28H13ZM17 29H18V27H17ZM61 29V28H60ZM62 29H63V26H62ZM65 29H66V27H65ZM70 29H71V32H72V28L70 27ZM87 29V28H86ZM21 30V29H20ZM52 30V29H51ZM135 30V29H134ZM11 31H12V29H11ZM15 31H17V30H15ZM19 31V30H18ZM48 31H49V29H48ZM55 31V30H54ZM83 31H84V28H83ZM93 31H95V29L93 30ZM130 31H131V29H130ZM180 31H182V29H180ZM180 31H179V33H180ZM183 31H185L184 30V27H183ZM196 31V30H195ZM200 31L201 30H199V34H200ZM0 32H3V30H2V28L0 29ZM7 32H8V30H7ZM20 32V31H19ZM52 32V31H51ZM90 32H91V30H90ZM119 32V31H118ZM198 32V31H197ZM60 33V32H59ZM63 33V32H62ZM88 33H89V28H88ZM114 33H115V31H114ZM117 33V32H116ZM132 33V32H131ZM195 33V32H194ZM194 33H193V35H191V36H194ZM262 33H263V31H262ZM2 34V33H1ZM20 34V33H19ZM51 34V33H50ZM53 34V33H52ZM56 34H57V32H56ZM64 34V33H63ZM69 34H71V33H69ZM74 34V33H73ZM76 34H77V32H76ZM120 34V33H119ZM119 34H117V36L119 35ZM141 34H142V32H141ZM199 34H198V36H199ZM253 34H254V36H253ZM257 34H258V31H257ZM256 34V35H257ZM3 35H5L4 34V32H3ZM58 35V34H57ZM67 36H68V32H67V34H66ZM97 35V34H96ZM106 35V34H105ZM183 35V34H182ZM186 35V34H185ZM227 35V34H226ZM12 36V35H11ZM56 36V35H55ZM73 36V35H72ZM85 37L86 35H81V37ZM98 36V35H97ZM101 36L103 37V35L101 34ZM123 36V35H122ZM140 36V35H139ZM6 37V36H5ZM82 37V38H83ZM107 37V36H106ZM106 37H105V39H106ZM135 37V36H134ZM183 37H184V35H183ZM182 36H181V38H183ZM202 37H201V39H200V41L202 40ZM15 38V37H14ZM79 38H80V36H79ZM78 38V39H79ZM89 38V37H88ZM97 38V37H96ZM100 38V37H99ZM118 38H120V37H118ZM137 38V37H136ZM177 39H179V40H181L180 38H178V37H176ZM227 38V37H226ZM256 38V37H255ZM260 39L262 38V37H259ZM57 36H56V41H57ZM87 39V38H86ZM122 39V38H121ZM177 39H175V40H177ZM217 39H218V37H217ZM9 40V39H8ZM12 40V39H11ZM62 40H63V38H62ZM85 40V39H84ZM95 41H96V39H94ZM114 40H115V38H114ZM123 40H124V38H123ZM127 40V39H126ZM137 40H138V38H137ZM142 40V41H141ZM197 40H198V38H197ZM215 40H216V38H215ZM232 40V39H231ZM54 41H55V39H54ZM61 41V40H60ZM98 41V40H97ZM129 41V40H128ZM187 41H188V39H187ZM192 41V40H191ZM224 41V40H223ZM228 41V40H227ZM25 42V41H24ZM65 42V41H64ZM71 42V41H70ZM103 42V41H102ZM179 42V41H178ZM178 42H176V45H177V43ZM195 42H196V39H195ZM262 42H263V40H262ZM15 43V42H14ZM22 43V42H21ZM61 42H59V44H60ZM63 43V42H62ZM66 43V42H65ZM75 43V42H74ZM81 43V42H80ZM116 43H117V41H116ZM185 43V42H184ZM213 43V42H212ZM222 43V42H221ZM10 44H12V43H10ZM9 44V46H11ZM96 44H97V42H96ZM105 44H106V42H105ZM123 44V43H122ZM199 44H200V42H199ZM215 44H216V41H215ZM52 45V44H51ZM63 45H64V43H63ZM80 45V44H79ZM101 45V44H100ZM118 45V44H117ZM201 45H202V43H201ZM224 45V44H223ZM229 45V44H228ZM18 46V45H17ZM65 46H66V44H65ZM78 46V45H77ZM95 46V45H94ZM93 46V47H94ZM103 46H104V48L106 49V46L103 44ZM120 46V45H119ZM195 46H196V44H195ZM222 46V45H221ZM22 47V46H21ZM82 47H83V45H82ZM99 47V46H98ZM110 46H108V48H109ZM115 47V46H114ZM121 47V50H122V46H120ZM183 47V46H182ZM190 47V46H189ZM192 47V46H191ZM191 47H190V49H191ZM5 48H6V46H5ZM87 48H88V46H87ZM92 48V47H91ZM153 49V51H154V55H153V57L149 60H147V62H144L143 64H139L138 66L136 65V68L138 67L139 69H140V72L138 73L140 76H139V78H137L135 81L134 80H132V78H131V80H127V75H128V73L131 71V69L133 68V66L136 64V62H137V60H138V58H139V56L141 55V54H143V50H145V49ZM176 46H175V50H176ZM184 48V47H183ZM224 48H226V47H224ZM224 48H223V50H224ZM2 49H3V46H2ZM18 49V48H17ZM51 49H52V47H51ZM61 49V48H60ZM84 49H86V47L84 48ZM89 51H90V46H89ZM112 49H113V45H112ZM111 49V50H112ZM186 49V48H185ZM218 49V48H217ZM219 49H220V47H219ZM11 50V49H10ZM19 50H20V48H19ZM53 50V49H52ZM55 50H57V48H55ZM55 50H54V52H55ZM58 50H59V48H58ZM82 50V52L84 51L83 50V48H80V51ZM117 50V49H116ZM0 51H1V49H0ZM4 51V50H3ZM8 51V50H7ZM51 51V50H50ZM70 51V50H69ZM74 52L76 51V48L73 50ZM95 51V50H94ZM113 51H115V50H113ZM61 52H63V51H61ZM66 52H68V51H66ZM66 52H65V54H66ZM77 52V51H76ZM112 52V51H111ZM217 52V51H216ZM262 52V54L264 55V53H263V51H261ZM6 53V52H5ZM51 53V52H50ZM117 53V52H116ZM149 53H150V51H149ZM182 53V52H181ZM226 53H227V51H226ZM225 53V54H226ZM248 53H247V55H248ZM62 54V53H61ZM81 54V53H80ZM88 54V53H87ZM89 54H93L92 53V50H91V53L89 52ZM99 54H101V53H99ZM98 54V55H99ZM104 53H102V55H103ZM113 54V53H112ZM183 54H185L184 52H183ZM213 54H214V52H213ZM217 54V56L219 55V52H217L216 53ZM221 54H222V52H221ZM221 54H220V57H221ZM245 54V53H244ZM257 54V53H256ZM50 55V54H49ZM54 55V54H53ZM57 55V54H56ZM83 55V54H82ZM107 55V54H106ZM149 55V54H148ZM175 55V54H174ZM230 55H231V53H230ZM229 55V56H230ZM5 55H2V57H4ZM9 56H10V54H9ZM48 56V55H47ZM85 56H86V54H85ZM97 56V55H96ZM110 56V55H109ZM224 56V55H223ZM233 56V55H232ZM235 56V55H234ZM233 56V57H234ZM237 56H238V54H237ZM242 56V55H241ZM250 56V58L252 59V57H254L252 54L251 55H249ZM252 56V57H251ZM257 56L259 57V54H257ZM261 56V55H260ZM6 57V56H5ZM7 57H8V54H7ZM60 57H61V55H60ZM67 58H68V56H66ZM65 57V58H66ZM74 57H75V55H74ZM83 57V56H82ZM98 57H100V55L98 56ZM106 57V56H105ZM111 57V56H110ZM141 57V56H140ZM214 57H215V54H214ZM225 57H226V55L224 56V59H225ZM232 57V60L234 59ZM50 58V57H49ZM62 58H64V56H62ZM67 58H66V60H67ZM70 58H73V56H70ZM79 58H80V55H79V57H77V60H79ZM227 59H228V57H226ZM248 56H247V59H249V63H250V59ZM30 59V58H29ZM28 59V60H29ZM43 59V58H42ZM55 59V58H54ZM108 59V58H107ZM140 59V58H139ZM215 59H216V57H215ZM236 59V58H235ZM246 58H245V61L247 60ZM258 59V58H257ZM5 60H6V58H5ZM10 60V59H9ZM12 60V59H11ZM56 60V59H55ZM76 60V61H77ZM96 60H97V57H96ZM100 60H101V58H100ZM109 60V59H108ZM220 60L222 61V63H223V60H222V57L220 58ZM219 60V61H220ZM226 60V59H225ZM240 60V59H239ZM256 60V59H255ZM261 60H263V58H261ZM65 61V60H64ZM76 61H75V63H76ZM103 61V60H102ZM5 61H3V63H4ZM43 62V61H42ZM52 62V61H51ZM59 63L61 62L60 61V59H59V61H58ZM67 62H69V61H67ZM107 61H105V63H106ZM109 62V61H108ZM111 62V61H110ZM109 62V66L111 67V63ZM197 62V63H198ZM214 62V61H213ZM215 62H216V60H215ZM237 62V61H236ZM256 62V61H255ZM254 62V64H256ZM261 61H259V63H260ZM0 63H2L1 61H0ZM8 63H9V61H8ZM11 63H13V61L11 62ZM45 63H47V61L45 62ZM65 63V62H64ZM75 63H73V64H75ZM77 63H78V61H77ZM103 62H101V64H102ZM252 63H253V61H252ZM67 66H68V64L67 63H65ZM72 63L70 62V65H71ZM111 64V65H110ZM209 64H210V61H209ZM211 64H212V60H211ZM217 64H218V61H217ZM244 64H245V62H244ZM264 64V63H263ZM28 65H29V63H28ZM32 65V64H31ZM34 65V64H33ZM52 65H53V63H52ZM65 65V66H66ZM206 65V64H205ZM215 65H216V63H215ZM246 65V64H245ZM251 65V64H250ZM249 64H248V66H250ZM1 66H2V64H1ZM1 66H0V70H1ZM24 66V65H23ZM104 66V65H103ZM109 66H107L106 65V67L108 68ZM212 66V65H211ZM218 66V65H217ZM221 66V65H220ZM226 66H227V64H226ZM247 66V67H248ZM258 66V65H257ZM256 66V67H257ZM259 66H260V64H259ZM263 66V67H262ZM261 66V68H263L264 69V65H262ZM4 67L5 68H7L8 69V66L6 67L5 65H4ZM71 67H72V65H71ZM70 67V68H71ZM204 67V66H203ZM209 67H210V65H209ZM224 67V66H223ZM137 68V69H138ZM205 68H206V66H205ZM221 68V67H220ZM225 68V67H224ZM22 69V68H21ZM137 69H135V71H137ZM198 69H199V67H198ZM232 69V68H231ZM262 69V70H263ZM14 70V69H13ZM16 70V69H15ZM36 70H37V68H36ZM25 72H26V70H24ZM67 71V70H66ZM72 71V70H71ZM199 71H200V69H199ZM205 71V70H204ZM220 71V70H219ZM228 70H226V72H227ZM256 72L258 71V67H257V70H255ZM259 71H260V69H259ZM1 72V71H0ZM109 72H111V71H109ZM108 71L106 72L107 74L109 73ZM138 72V71H137ZM225 72V73H226ZM253 73H254V70L252 71ZM252 72H251V74H252ZM2 73H3V71H2ZM1 73V74H2ZM6 73H7V71H6ZM18 73V72H17ZM97 73V72H96ZM99 73V72H98ZM102 73V72H101ZM193 73V74H192ZM220 73H221V71H220ZM230 73H231V70H230ZM230 73H228L227 75L229 76V74ZM233 73V72H232ZM231 73V75L229 76L231 79H234L235 81L236 80H240V74L238 75L237 74V72L235 73V74H232ZM263 73H264V70H263ZM262 73V74H263ZM13 74V73H12ZM92 74H94V73H92ZM202 74V72L201 73H199V75H201ZM210 74H212V73H210ZM9 75V74H8ZM7 75V76H8ZM15 75V74H14ZM21 75H23V71H22V73H21ZM30 75V74H29ZM34 75H35V73H34ZM37 75V74H36ZM62 75H63V73H62ZM84 75V74H83ZM95 75V74H94ZM93 75V76H94ZM101 75V74H100ZM109 75V74H108ZM166 75H170V79L169 80H167V82H163L161 85L162 86H160V89H159V91H158V93H156L155 92V94H151V95H148L147 97H145V98H142L145 94H146V92L152 87V86H154V85H156V84H158V83H161L162 82V80H163V78L166 76ZM207 75V74H206ZM223 75V74H222ZM254 75H255V73H254ZM256 75L258 76V74L256 73ZM260 75H261V73H260ZM10 76H11V74H10ZM26 76V78H27V74L25 75ZM96 76H98V75H96ZM96 76H94V77H96ZM217 76V75H216ZM227 76V77H228ZM247 76H249V75H247ZM39 77V76H38ZM71 77V76H70ZM225 77V76H224ZM227 77H226V79H225V81L227 80ZM242 77L244 78V76H243V73H242ZM253 77V76H252ZM19 78V77H18ZM30 78H31V76H30ZM69 78V77H68ZM87 78V77H86ZM85 78V79H86ZM99 78V77H98ZM100 78H102V77H100ZM110 77H108V80H110L109 79ZM167 78V77H166ZM190 78H191V76H190ZM203 78V77H202ZM206 78V77H205ZM211 78H212V75H211ZM213 78H214V74H213ZM230 78H228L229 80H230ZM257 78V80H259L260 82H261V84H263L264 83V76L263 77H261V76H258V77H256ZM255 78V79H256ZM21 79H22V77H21ZM73 79V78H72ZM77 79L79 80V78H78V76H77ZM82 79V78H81ZM94 79V78H93ZM96 79V78H95ZM179 79H181L182 81H179ZM197 79V78H196ZM209 79H210V76H209ZM219 79V78H218ZM248 79V78H247ZM249 79H251L250 78V76H249ZM13 80V79H12ZM24 80H25V78H24ZM97 80V79H96ZM103 80H104V78H103ZM193 80V79H192ZM222 80V79H221ZM245 80H246V77H245ZM253 80V79H252ZM257 80H253L254 81V84H255V82L256 83H258L257 82ZM1 81H2V79H1ZM3 81H4V79H3ZM37 81V80H36ZM89 81H91V80H89ZM94 81V80H93ZM102 81V80H101ZM201 81V80H200ZM199 81V82H200ZM235 81L233 82L234 84H235ZM247 81H249L248 82V84L250 83V80H247ZM39 82V81H38ZM103 82V81H102ZM222 82H223V80H222ZM243 82V81H242ZM8 83H10V81L8 82ZM13 83V82H12ZM15 83V82H14ZM17 83V82H16ZM24 83V82H23ZM26 83H29V80L28 81H26ZM26 83H24V85L26 84ZM31 83H32V81H31ZM75 83V82H74ZM81 83V82H80ZM91 84V86H92V83L93 82H90ZM95 83V82H94ZM245 83V82H244ZM247 83V82H246ZM36 84V83H35ZM38 84V83H37ZM43 84V83H42ZM76 84V83H75ZM85 84V83H84ZM99 84V83H98ZM119 84V83H118ZM238 84V83H237ZM247 84V85H248ZM261 84L259 83V86H261ZM5 85V84H4ZM21 85H22V83H21ZM31 85V84H30ZM30 85H29V88H30ZM102 85H105L104 83L102 84ZM101 85V86H102ZM112 85H114V84H112ZM111 85V86H112ZM186 85V84H185ZM245 85V84H244ZM256 85V84H255ZM10 86H11V83H10ZM33 86V85H32ZM77 86V85H76ZM85 86V85H84ZM94 86V85H93ZM100 86V87H101ZM110 86V87H111ZM211 86V85H210ZM250 86H251V83H250ZM259 86H257V88H259L260 89V87ZM28 87V86H27ZM89 87V86H88ZM97 87V86H96ZM117 87V86H116ZM221 87H222V85H221ZM241 87V86H240ZM19 88H21L20 86H19ZM79 88H80V86H79ZM104 88L105 89H103L102 91H104V90H106L107 88H108V86L106 87V85L104 86ZM112 88V87H111ZM186 88V87H185ZM198 88H200V87H198ZM225 88H227V87H225ZM237 88V87H236ZM245 88V87H244ZM250 88V87H249ZM262 88H264V86H262ZM7 89H8V86H7ZM32 89V88H31ZM33 89H34V87H33ZM38 89H39V87H38ZM96 89V88H95ZM108 89H110V88H108ZM121 89V88H120ZM193 89V88H192ZM201 89V88H200ZM213 89V88H212ZM228 89V88H227ZM37 90V89H36ZM92 90H94V89H92ZM98 90H99V88H98ZM97 90V91H98ZM218 91L217 92H219V89H217ZM222 90H223V88H222ZM231 90V89H230ZM249 90V89H248ZM27 91H28V89H27ZM31 91V90H30ZM95 91V90H94ZM101 91V92H102ZM110 91V90H109ZM190 91V90H189ZM188 91V92H189ZM194 91H195V89H194ZM221 91V90H220ZM225 91H226V89L225 90H223L222 91V93H225ZM263 92H264V90H262ZM38 92V91H37ZM99 92V91H98ZM105 92V91H104ZM103 92V93H104ZM198 93V91H195V93ZM199 92H200V90H199ZM205 92H206V90H205ZM205 92H204V94H205ZM243 92V91H242ZM258 91L256 90V93H257ZM4 93V92H3ZM20 93V91L18 90V88H13L12 89V91H11V93H10V91L9 92H7V94H9V97L8 98H6V101H7V99H9L10 98V95H11V98L13 97V101H15V97H17L18 96V94ZM43 93V92H42ZM191 93H192V91H191ZM191 93H189V95L191 94ZM221 93V92H220ZM221 93V95H223ZM226 93H227V96H228V93H229V90H228V92L226 91ZM246 93V92H245ZM250 93L252 94V90L250 91ZM254 93V92H253ZM256 93H255V95H256ZM33 94H34V92H33ZM107 94V93H106ZM116 94V93H115ZM193 94V93H192ZM199 94V93H198ZM198 94H197V96H198ZM211 94V93H210ZM231 94V93H230ZM239 95H240V93H238ZM237 94V95H238ZM251 94L249 95V96H251ZM6 95V94H5ZM121 94H119V97H121L120 96ZM188 95V94H187ZM225 95V94H224ZM232 95V94H231ZM22 96V95H21ZM28 96V95H27ZM113 96V95H112ZM182 96V95H181ZM184 96L185 95H183V98H184ZM194 96H196V94L194 95ZM204 96V95H203ZM208 96H209V93H208ZM226 96V97H227ZM258 96V95H257ZM257 96H256V99H257ZM260 96V95H259ZM264 96V95H263ZM4 97V96H3ZM25 97V96H24ZM29 97H30V95H29ZM32 97V96H31ZM40 97V96H39ZM64 97V96H63ZM113 97H115V96H113ZM119 97H117V95H116V98L115 99H118ZM205 97H206V94H205ZM204 97V98H205ZM221 97V96H220ZM244 96H241V98H243ZM5 98V97H4ZM11 98L9 99V101H11ZM26 98V97H25ZM25 98H24V100H25ZM28 98V97H27ZM36 98V97H35ZM67 98V97H66ZM80 99H81V97H79ZM79 98H75V99H73V98H71V99H69V97H68V101H69V104H70V100H72V101H77L78 100V103H79ZM126 98V99H125ZM64 99V98H63ZM86 99V98H85ZM202 99V98H201ZM218 99V98H217ZM222 99H223V97H222ZM246 101H248L249 100V98L248 97H245L244 98ZM251 99H253L252 97H251ZM256 99H255V101H256ZM258 99H259V97H258ZM17 100V99H16ZM60 100H62V99H60ZM82 100H84V98H82ZM81 100V101H82ZM120 100V99H119ZM123 100V101H124ZM185 100V99H184ZM196 100V99H195ZM226 100H227V98H226ZM243 100V99H242ZM254 100V99H253ZM20 101V99L18 100V103H20L19 102ZM26 101H27V99H26ZM52 101H53V99H52ZM56 101V100H55ZM54 101V102H55ZM58 101H59V99H58ZM74 101V102H75ZM93 101H94V99H93ZM201 101V100H200ZM210 101V100H209ZM209 101H207V102H209ZM218 101H219V99H218ZM229 101H230V99H229ZM237 101V100H236ZM238 101H240V99L238 100ZM254 101V102H255ZM258 101V100H257ZM17 101H15V103H16ZM50 102V101H49ZM54 102H52L53 104H54ZM86 102H87V100H86ZM138 102V101H137ZM220 102H221V100H220ZM232 102V101H231ZM230 102V103H231ZM235 102V101H234ZM254 102H253V106H254ZM7 103V102H6ZM24 103V102H23ZM59 103H60V101H59ZM59 103L56 101V103H55V107H56V104L57 105H59ZM66 103V102H65ZM189 103V102H188ZM192 103V102H191ZM210 103H211V101H210ZM215 103V102H214ZM219 103V102H218ZM251 103H252V101H251ZM7 104H10V102H8ZM14 104V103H13ZM27 104V103H26ZM81 104V103H80ZM84 105H85V103H83ZM180 104V103H179ZM222 104H223V101H222ZM243 104H244V102H243ZM242 104V105H243ZM246 104V103H245ZM244 104V105H245ZM256 104V103H255ZM24 105V104H23ZM72 105H73V103H72ZM225 105V104H224ZM230 105V104H229ZM247 105V104H246ZM249 105V104H248ZM248 105H247V107H248ZM262 105V104H261ZM10 106H11V104H10ZM28 106V105H27ZM32 105H30L29 107H31ZM62 106H63V104H62ZM74 106H75V104H74ZM138 106V105H137ZM223 106V105H222ZM257 106L260 108L261 106L260 105H258L257 104ZM264 106V105H263ZM262 106V107H263ZM13 107V106H12ZM15 107V106H14ZM17 107V106H16ZM15 107V108H16ZM20 107V106H19ZM24 108H26V106H23ZM35 107H36V104H35ZM77 107H79V105L77 106ZM82 107V106H81ZM87 107H88V105H87ZM143 107V106H142ZM180 107V106H179ZM216 107H218L217 105H216ZM220 108H221V106H219ZM229 107V106H228ZM238 107V106H237ZM252 107V106H251ZM262 107H261V110H262ZM10 108V107H9ZM61 108V103H60V105H59V107H58V109H60ZM80 108V107H79ZM106 108V107H105ZM108 108V107H107ZM124 108V107H123ZM123 108H122V110H123ZM206 108V107H205ZM211 108V107H210ZM213 108H214V106H213ZM240 106H239V108H238V110H240ZM243 108H244V106H243ZM257 108V107H256ZM4 109V108H3ZM23 109V108H22ZM62 114H60V117H61V115H62V117H63V112H64V107H62ZM87 109V108H86ZM96 109H98V108H96ZM101 109H102V107H101ZM111 109V108H110ZM136 109H138V108H136ZM180 109V108H179ZM209 109V108H208ZM227 109V108H226ZM229 109L230 108H228V111H229ZM5 110V109H4ZM3 110V111H4ZM7 110V109H6ZM6 110H5V112H6ZM21 110V109H20ZM25 110V109H24ZM23 110V111H24ZM67 110V109H66ZM71 110V109H70ZM69 110V111H70ZM77 110V109H76ZM83 110V109H82ZM84 110H85V107H84ZM93 110H94V108H93ZM112 110V109H111ZM118 110V109H117ZM122 110H121V112H122ZM212 110V109H211ZM244 110V109H243ZM243 110H240L242 113H243ZM247 110V109H246ZM253 110V108H251V111ZM29 111H30V109H29ZM52 111H55L54 110V106H53V110ZM56 111H57V109H56ZM69 111H68V114H69ZM75 111V110H74ZM80 111V110H79ZM104 111H105V109H104ZM224 111V110H223ZM226 111V110H225ZM239 111V112H240ZM248 113H249V108H248ZM27 112H28V110H27ZM60 112V111H59ZM59 112H58V116H59ZM77 112V111H76ZM75 112V113H76ZM88 112V111H87ZM108 112L110 113V110H108ZM116 112V111H115ZM141 112V111H140ZM231 112H232V109H231ZM235 112V111H234ZM234 112H233V114H234ZM238 111L236 112L237 114L239 113ZM264 112V111H263ZM17 113H20V112H16V114ZM32 113V112H31ZM35 113V111L33 112V114ZM66 113V112H65ZM72 113V112H71ZM74 113V112H73ZM89 113V112H88ZM119 112H116V114H118ZM207 113H209V112H207ZM228 113V112H227ZM49 114H50V112H49ZM49 114H47V115H49ZM93 114V113H92ZM98 114V113H97ZM103 114V113H102ZM108 114V113H107ZM115 113H114V115H116ZM145 114V117H147V115ZM218 114H219V112H218ZM229 114H230V112H229ZM229 114H227L228 115V119H229ZM14 115V114H13ZM21 115H22V111H21ZM20 115V116H21ZM55 115H56V113H55ZM54 115V116H55ZM90 115V114H89ZM109 116H110V118L112 117V115H110V114H108ZM124 115V114H123ZM123 115H122V117H123ZM174 115H172V117H174ZM183 115H184V113H183ZM183 115H182V117H183ZM185 115H186V113H185ZM202 115V114H201ZM204 115V114H203ZM220 115H225V113L223 114L222 113V110H221V112H220ZM227 115H226V117H227ZM243 115V114H242ZM246 115H248V114H246ZM246 115H244L245 117H246ZM26 116V115H25ZM31 116V118H33L32 117V114L30 115ZM52 116H53V114H52ZM51 116V117H52ZM64 116H65V114H64ZM75 116V115H74ZM92 116V115H91ZM94 116V115H93ZM177 116V117H178ZM205 116V115H204ZM204 116H203V121L202 122H204ZM234 116V115H233ZM239 116V115H238ZM241 116V115H240ZM15 117V116H14ZM29 115L26 117L28 120H29ZM36 117H37V115H36ZM33 118L32 120H31V122L29 123L28 122V124H26L27 123V121L25 122L23 119H21V120H23L22 122L21 121H19V119H15L14 121H13V124L11 125V127H10V125H8V123H10V122H7V125H8V128L7 129H10L11 128V131L12 132H9L8 131V133L10 134L11 133V136H12V134L15 136V137H17V138H19L18 139V141L20 142V144L21 143H23V144H25V145H29V147L30 146H33V145H35V143H37V142H35V140L33 139V135H35V133L37 134V132L39 131V134L41 133L40 131H41V128L39 129V124H40V122H41V120L39 119V118ZM50 117V116H49ZM83 117V116H82ZM87 117H89L88 115H87ZM152 117V118H151ZM171 117V118H172ZM174 117V118H175ZM177 117H176V121H177ZM179 117H181V116H179ZM191 117H192V115H191ZM196 117L197 116H195V119H196ZM199 117V116H198ZM197 117V118H198ZM201 117V116H200ZM222 117V116H221ZM230 117H231V115H230ZM48 117H46V119H47ZM53 118H55V117H52V119ZM79 118V117H78ZM91 118V117H90ZM105 118V117H104ZM104 118H103V120H104ZM174 118H172L173 119V122L174 123H176L175 122V119ZM188 118V117H187ZM207 118H208V116H207ZM217 118L218 117H216V122H214L213 120V123H218L217 122ZM223 118V117H222ZM237 118V117H236ZM13 119V118H12ZM44 119H45V117H44ZM84 119H85V117H84ZM109 119V118H108ZM115 119H116V121H117V123H118V120H117V117H115ZM158 119V118H157ZM160 119V118H159ZM162 119V118H161ZM166 119V118H165ZM169 119H170V116H169ZM183 119V118H182ZM184 119H185V116H184ZM209 120H210V122L212 123V121H211V117L209 116V118H208ZM241 119H243L242 117H241ZM71 120V122H73V120L72 119H70ZM75 120V119H74ZM86 120H88V119H86ZM93 120H94V117H93ZM93 120L91 119V121L93 122ZM106 120H107V118H106ZM119 120H120V124H121V122H122V120H121V118H120V116H119ZM153 120H155V119H153ZM197 120V119H196ZM196 120H195V122H196ZM202 120V119H201ZM220 120H222V119H220ZM224 120H225V118H224ZM223 120V121H224ZM237 120V119H236ZM79 121L80 120H78V123H79ZM99 121L100 122H103L102 120H100V118H99ZM187 121V120H186ZM185 121V122H186ZM192 121H193V119H192ZM205 121H206V119H205ZM229 121H230V119H229ZM228 120H226V122H227V125H228V122H229ZM233 121H235V116H234V118H233ZM244 121V120H243ZM25 123V124H22V123ZM44 122H45V120H44ZM60 122V121H59ZM164 122H166V121H164ZM172 122V121H171ZM188 122V121H187ZM194 122V121H193ZM242 122V121H241ZM1 123V122H0ZM70 123V122H69ZM75 123V122H74ZM111 123V122H110ZM117 123H116V125H117ZM232 122H230V124H231ZM237 124H238V122H236ZM42 124H43V122H42ZM46 124V123H45ZM83 124H84V120H83ZM106 124H107V122H106ZM119 124V125H120ZM173 124V123H172ZM180 124H182V123H180ZM189 124V123H188ZM199 124V123H198ZM202 124V123H201ZM222 124H223V122H222ZM222 124H221V122H220V125L222 126ZM3 125V124H2ZM1 124H0V129H1V126H2ZM39 125V126H38ZM85 125V124H84ZM100 125H101V123H100ZM104 125H105V120H104ZM110 125V124H109ZM116 125H114V127L116 126ZM160 125V124H159ZM158 125V126H159ZM162 125H163V122H162ZM170 125V124H169ZM169 125H168V127L167 128H169ZM191 125V124H190ZM196 125H197V123H196ZM203 125V124H202ZM201 125V126H202ZM208 125V124H207ZM214 125V124H213ZM219 125V126H220ZM224 125H226V123L224 124ZM224 125H223V127H224ZM4 126V130L6 129V125H3ZM58 125H56L55 127H57ZM77 126V125H76ZM92 126H93V124H92ZM99 126V125H98ZM124 126V125H123ZM165 126H166V124H165ZM193 126V125H192ZM204 126V125H203ZM215 126H217V125H215ZM214 126V127H215ZM86 127H87V125H86ZM89 127H90V124H89ZM96 127V126H95ZM94 127V128H95ZM110 127L111 128H113L111 125H110ZM118 127V126H117ZM170 127H171V125H170ZM186 128L187 127H189V125L188 126H185ZM197 127V129H198V127L199 126H196ZM208 127V126H207ZM210 127V126H209ZM214 127H213V129H214ZM60 128H61V126H60ZM59 128V129H60ZM116 128V127H115ZM167 128L165 127V129L167 130ZM183 128V127H182ZM190 128V127H189ZM188 128V129H189ZM193 129H194V127H192ZM80 129H81V127H80ZM92 129V128H91ZM102 129H103V127H102ZM108 129V128H107ZM106 129V130H107ZM114 129V128H113ZM117 129L118 128H116V131H115V135H117L118 133H120V131H118V133H117ZM160 129V128H159ZM200 129H202V128H200ZM209 129H212V127L211 128H209ZM209 129H206L207 131L209 130ZM216 129V128H215ZM229 129H230V127H229ZM232 130H233V128H231ZM240 129V128H239ZM239 129H238V131L237 132H239ZM3 130V128L1 129V131ZM72 130V129H71ZM169 131L170 130H172L173 131V129H168ZM176 130H177V125H176ZM184 131L185 130H187V129H183ZM182 129H181V131H183ZM222 130V129H221ZM227 130H228V128H227ZM237 130V129H236ZM236 130H235V133H236ZM246 130V129H245ZM42 131H43V126H42ZM65 131V130H64ZM76 131V130H75ZM89 131H90V129H89ZM104 131V130H103ZM114 131V130H113ZM135 131V130H134ZM138 131V130H137ZM165 131V130H164ZM179 131V130H178ZM188 131V130H187ZM197 131V130H196ZM210 131V130H209ZM223 132L225 131L226 132V129H223L222 130ZM44 132H46V131H44ZM91 132V131H90ZM96 132H97V130H96ZM95 131H94V134L96 133ZM161 132V131H160ZM229 132H230V130H229ZM242 132V131H241ZM81 133H82V131H81ZM87 133V132H86ZM112 133V132H111ZM117 133V134H116ZM136 133V132H135ZM181 133H183V132H181ZM188 133V132H187ZM203 133V132H202ZM243 133H244V130H243ZM246 133V132H245ZM244 133V134H245ZM38 134V135H39ZM42 134V133H41ZM77 134V133H76ZM76 134H73V136L74 135H76ZM90 134V133H89ZM104 134H105V132H104ZM107 134V133H106ZM170 134V133H169ZM196 134H197V132H196ZM201 133H199V135H200ZM227 134V133H226ZM231 134V133H230ZM234 134V133H233ZM85 135V134H84ZM97 135H98V133H97ZM137 135V134H136ZM178 135H179V132H178ZM177 135V136H178ZM214 135V134H213ZM212 135V136H213ZM241 135V134H240ZM243 135V134H242ZM66 136H68V135H66ZM85 136H88V134L87 135H85ZM91 134H90V139H91ZM104 136V135H103ZM107 136H108V134H107ZM109 136H111L110 134H109ZM113 136H114V134H113ZM128 135H126V137H127ZM132 137H133V132H132V135H131ZM139 137H140V135H138ZM176 136V135H175ZM209 135H207V137H208ZM222 135L220 134V137H221ZM236 136V135H235ZM248 136V135H247ZM8 137V136H7ZM41 137V136H40ZM42 137H44V136H42ZM105 137V136H104ZM131 137V138H132ZM195 137V136H194ZM237 137H238V134H237ZM14 138V137H13ZM34 138H35V136H34ZM50 138V137H49ZM64 138V137H63ZM74 138H75V136H74ZM88 138H89V136H88ZM92 138H93V136H92ZM100 138V137H99ZM110 138V137H109ZM114 138H115V136H114ZM206 138V137H205ZM205 138H202V139H205ZM211 138V137H210ZM214 139L213 140H215L216 139V135L213 137ZM41 139V138H40ZM76 139V138H75ZM86 139L87 138H85V141H86ZM90 139H87V140H90ZM116 139V138H115ZM123 138H121V140H122ZM132 139H134V138H132ZM141 139H142V137H141ZM155 139H156V137H155ZM233 139H235L234 137H233ZM239 139L241 140V137L239 136ZM8 140V139H7ZM55 140V139H54ZM68 140V139H67ZM66 140V141H67ZM74 140V139H73ZM101 140V139H100ZM106 140H107V138H106ZM117 140H118V137H117ZM120 140V141H121ZM208 140L210 141V139H209V137H208ZM223 140H225V139H223ZM13 141V140H12ZM93 141H94V139H93ZM102 141H105V140H102ZM112 141H114V139L112 140ZM119 141V140H118ZM205 141H206V139H205ZM208 141V142H209ZM218 141V139L216 140V142ZM225 141H227V143H228V141H230V138H228V140H225ZM253 141V140H252ZM62 142V141H61ZM88 142V141H87ZM92 142V141H91ZM140 142V141H139ZM143 141H141L140 143V147H141V145L143 144L142 143ZM233 141L231 140V142L230 143H232ZM242 142V141H241ZM43 143H44V141H43ZM89 143H90V141H89ZM119 142H116V145H118L119 146V144H118ZM135 143V142H134ZM145 143V142H144ZM155 143V142H154ZM172 142L170 141V144H171ZM225 143V142H224ZM236 144H237V142H235ZM239 143V142H238ZM245 143V142H244ZM246 143H247V141H246ZM2 144V143H1ZM38 144V143H37ZM50 144V143H49ZM56 144H58V143H56ZM59 144H60V141H59ZM62 144H64V143H62ZM71 144V143H70ZM91 144V143H90ZM101 144V143H100ZM120 144H122V143H120ZM184 144V143H183ZM8 145V144H7ZM14 145V144H13ZM41 145H42V140H41ZM45 145H46V143L44 144V147H45ZM53 145H54V143H53ZM66 144H64V146H65ZM74 145V144H73ZM99 144H97L96 146H98ZM103 145V144H102ZM115 145V146H116ZM139 145V144H138ZM196 145V144H195ZM194 145V146H195ZM225 145V144H224ZM233 144H231V146H232ZM239 145V144H238ZM238 145H237V148H238ZM242 145V144H241ZM5 146V145H4ZM23 146V145H22ZM38 146V145H37ZM39 146H40V142H39ZM69 146V145H68ZM109 146V145H108ZM111 147H112V145H110ZM156 146V145H155ZM181 147V145L179 144H177V145H174L173 147H174V149L175 148H177V147ZM188 146H191V143L190 144H186L185 143V145H183V148H184V150L186 151L187 149H188ZM201 146V145H200ZM225 146H227V145H225ZM224 146V147H225ZM230 146V147H231ZM235 146V145H234ZM43 147V148H44ZM70 147V146H69ZM74 147H76V146H74ZM94 147H95V145H94ZM121 147V146H120ZM132 147H134V145H132ZM170 147V146H169ZM196 148H197V146H195ZM195 147H192L193 148V150L195 149ZM203 148L205 147V145H203L202 146ZM210 147V146H209ZM241 147V146H240ZM4 148H6V147H4ZM26 148H27V146H26ZM32 148V147H31ZM33 148H34V146H33ZM41 148V147H40ZM77 148V147H76ZM76 148L74 149V150H76ZM122 148V147H121ZM129 148H130V146H129ZM206 148H207V146H206ZM237 148H235V149H237ZM245 148V147H244ZM0 149H2L1 147H0ZM72 149H73V147H72ZM115 149L116 148H114V151H115ZM140 149V148H139ZM180 149V148H179ZM201 149V148H200ZM208 149V148H207ZM9 150V149H8ZM15 150V149H14ZM24 150V149H23ZM54 150H55V148H54ZM60 150V149H59ZM78 150V149H77ZM79 150H82V148H80ZM124 150V149H123ZM133 150H134V148H133ZM153 150V149H152ZM164 150V149H163ZM166 150V149H165ZM184 150H182V151H184ZM203 150V149H202ZM233 150V149H232ZM67 151V150H66ZM71 151V150H70ZM69 151V152H70ZM117 151H121L122 152V149L121 150H117L116 149V151L115 152H117ZM137 151H138V147H137ZM137 151L135 152V153H137ZM155 151H156V149H155ZM154 151V152H155ZM160 151H162V150H160ZM172 151V150H171ZM176 151H177V149H175L174 150V154H172V153H170L168 156L170 157L171 155L173 156V155H175V154H178V152H179V150L177 151V153H176ZM195 151V150H194ZM1 152V151H0ZM3 152V151H2ZM1 152V153H2ZM4 152H7V151H4ZM24 152H26V151H24ZM74 152V151H73ZM85 152V151H84ZM113 152V151H112ZM141 151H139V153H140ZM188 152V151H187ZM204 152H206V151H204ZM210 152V154H211V152H212V149H211V151H209ZM209 152H207V154L209 153ZM17 153V152H16ZM36 153V152H35ZM109 153H110V151H109ZM131 153H132V151H131ZM142 153H143V151H142ZM151 153H152V151H151ZM150 153V155H152ZM157 154H158V152H156ZM162 153H164L163 151H162ZM161 153V154H162ZM197 153V152H196ZM4 154V153H3ZM14 154V153H13ZM28 154H29V152H28ZM56 154H58V153H56ZM86 154H87V152H86ZM84 155V156H86V159H85V161H87V162H89V160H92V159H87L88 158V155H89V152H88V155ZM102 154V153H101ZM116 155L117 154H119L120 156H121V154L120 153H115ZM180 154H181V152H180ZM183 154V155H182ZM180 156H179V154H178V156L179 157H181V158H179V159H183V158H185L186 157V153L184 152V153H182ZM199 153H197V155H198ZM204 154V153H203ZM2 155V154H1ZM19 155V154H18ZM36 155V154H35ZM50 155H52V151H51V154ZM64 154H62V156H63ZM80 155H81V153H80ZM154 155V154H153ZM191 155V154H190ZM194 155V154H193ZM5 156V155H4ZM25 156V155H24ZM34 155L32 154V157H33ZM39 156V155H38ZM73 156H74V154H73ZM77 156V155H76ZM75 156V157H76ZM93 156V155H92ZM91 156V157H92ZM111 156H112V153H111ZM114 156V155H113ZM125 156V155H124ZM134 156H135V154H134ZM137 156H138V154H137ZM137 156H135V157H137ZM140 156H141V154H140ZM145 156V155H144ZM143 156V157H144ZM176 156V155H175ZM211 156V155H210ZM3 157V156H2ZM0 158V166L2 167V166H13L14 167V169L16 170H19V169H23V166H22V164L24 163V162H27V160H18V158L17 159H15V158H12V156H11V158H9V157H7V159H5L4 157V159L3 158ZM14 157V156H13ZM28 157V156H27ZM41 157H43V156H41ZM54 157V156H53ZM100 157V156H99ZM152 156H150V158H151ZM183 157V158H182ZM45 158V157H44ZM85 158V157H84ZM114 158H115V156H114ZM122 158V157H121ZM126 158V157H125ZM130 158H131V156H130ZM140 158V157H139ZM154 158V157H153ZM200 158V160H202V156L201 157H199ZM204 158V157H203ZM213 158V157H212ZM39 159H41L40 157H39ZM50 159V158H49ZM51 159H55V158H52L51 157ZM69 159V158H68ZM76 159V161L78 160L77 158H75ZM80 159V158H79ZM83 159V158H82ZM94 159V158H93ZM116 159H117V157H116ZM170 159V158H169ZM174 160L176 159L175 157L173 158ZM173 159L170 161V162H172V164L171 163H169L170 164V166H168L169 167V169H172V171H173V173H175L174 171L176 170V165H173ZM193 159V158H192ZM206 160H207V158H205ZM208 159H209V157H208ZM30 160V159H29ZM34 160V159H33ZM36 160H37V158H36ZM58 161L59 160H61V158L59 159H57ZM57 160H56V162H57ZM127 160V159H126ZM196 160H199V159H197V156H196V159H195V161ZM31 161V163H32V159L30 160ZM38 161V160H37ZM66 161H68V160H66ZM65 161V162H66ZM104 161V160H103ZM153 161V160H152ZM178 161V159L176 160V162ZM189 161V160H188ZM193 161V160H192ZM194 161V162H195ZM262 161V160H261ZM261 161H259V162H261ZM80 162H81V160H80ZM83 162H84V160H83ZM91 162H93V161H91ZM90 162V163H91ZM138 162V161H137ZM155 161H153V163H154ZM191 161H189V163H190ZM199 162H201V161H199ZM204 162H205V160H204ZM221 162V161H220ZM30 163V164H31ZM51 163H53V162H51ZM61 163H63L62 161H61ZM76 163V162H75ZM78 164H79V160H78V162H77ZM195 163H197V161L195 162ZM209 163V162H208ZM224 163V162H223ZM223 163H220L221 165H222V168H218V166L220 165H217V163L215 164V163H213V164H208V165H206V167H208L207 168V173H208V171L210 172H214V171H216V170H218L219 169V172H220V170L221 169H223V172L224 171H226L225 169L227 168V165H226V167H223ZM258 163V162H257ZM25 165H26V163H24ZM35 164V174H33V176L32 177H30L29 179H27V180H25V182H22L21 184H19V183H17V177H15V175H14V177L12 178H8L7 176H5L4 174H0V195H5V194H10V195H17V198H18V196H25L26 197V199H27V197H30V198H32L33 200H34V206H32V207H29L25 202H22V206L20 207V208H22L21 209V211L20 212H18V213H20V217H21V214H23V215H25V216H27L28 215V217H30V215H32V217H34V222L31 220V223L29 224V221H28V225H26V224H24V225H22V223H21V225L19 224V226L18 227H16V224L18 225V223H17V216H16V214H17V210L15 209V206H16V204L15 205H10V208L8 209V211L7 212H5V211H3L2 210V214L4 213V215H3V218H1V224L0 225H3L2 227H3V229H6L7 231L9 230V229H13V230H15L14 231V233H13V235L15 236V239H14V236H13V242H14V240H15V243H17V246L16 245H14V246H12V249H13V251L15 250L14 248H16L17 250H18V245L20 244V246H22V245H24L25 247H27L28 248V246H30V245H33V244H39V247H40V252L43 250V251H45L44 253L46 254V253H48V251L46 252V249H43V248H41V246H43L44 247V244H50V246L52 245V246H54L53 248H52V250H49V253L51 254L50 256H51V263L49 262H47V264H65V256H66V253L65 252H67V251H69L70 252V249H71V246H70V244H71V242L72 241H75L74 240V237L77 235V234H79V233H77V231L78 232H80V235H79V237H78V239H82V234H83V232L85 231V230H87V234H86V232H85V234H86V237L82 240V242H81V240H80V242H81V249H79L78 248V250H77V245L76 244H78L77 243V241H78V239H77V241H76V243L74 242V244H75V247H74V252H76V254H77V257L75 258V259H77V260H79V262H82V260L80 261V259H79V257H83V260L86 258V256L87 255H92V253L93 252H95V256H96V251L98 252V250L100 251L99 252V254L101 253V255H102V252L101 251H103V252H105L106 254H109V256H111V260H112V262H113V259H114V264H137L136 263V260H135V252L133 251V250H135V251H137L138 250V246L134 249H132L131 248V245L134 243V240H136V239H134V237H132V235L133 234H131L130 235V233H128V231L125 233V228H119V227H117V228H114L110 223H108V217H106V218H88V217H84V216H86L87 214H89V212L90 211H92V210H94V207H95V205H96V199H97V196H98V194L100 193V190H101V188L103 187V186H106V190L108 191H110L111 189H109V188H107V186L109 185V187H111L110 186V183H109V181H110V179L108 178V176L107 175H104V176H107V177H104V178H99L100 177V174H99V172L96 170V173H97V176H98V174H99V177H97L96 175H92V172H91V174H85V173H82V169H81V174L77 177V176H70L69 174H68V176L69 177H67V178H65L64 176H63V178H65L64 180H62V179H60V177H59V179L60 180H62L63 181V185L61 184L62 183V181H61V183H60V186L62 185V187L64 186V185H67V187L69 186L70 188H71V192H70V196H69V198H70V200H69V202L67 201V203H65V202H59L58 200H56V198H57V196H56V191H55V187H56V183L54 182V175H55V172H56V170L54 169V167H53V165H47L46 163H44V162H42V161H38V162H35L34 163ZM69 164V163H68ZM73 164V159H72V163H71V165ZM89 164V163H88ZM96 164V163H95ZM129 164H130V162H129ZM162 164H163V162H162ZM191 164V163H190ZM193 164V163H192ZM203 164V163H202ZM202 164L199 166V167H201V168H203V166H202ZM207 164V163H206ZM260 164V166H261V163H259ZM258 164V165H259ZM70 165V164H69ZM74 166H75V164H73ZM72 165V166H73ZM82 165V164H81ZM90 165V164H89ZM167 165H168V163H167ZM194 165V164H193ZM198 165V164H197ZM59 166V165H58ZM84 166H85V164H84ZM86 166H87V164H86ZM106 166V165H105ZM140 166L141 165H139V170H140ZM144 166V165H143ZM32 167H33V165H32ZM89 167V166H88ZM100 167V166H99ZM124 167V166H123ZM159 167V166H158ZM182 167V166H181ZM187 167V166H186ZM196 167V166H195ZM221 167V166H220ZM257 167V166H256ZM5 168H10V167H5ZM56 168V167H55ZM78 168H79V166H78ZM87 168V167H86ZM85 168V169H86ZM91 168L92 169H94L93 168V166H92V163H91ZM95 168H96V166H95ZM113 168V167H112ZM129 168V167H128ZM164 168H165V166H164ZM185 168V167H184ZM205 168V167H204ZM203 168V169H204ZM4 169V168H3ZM11 169H12V167H11ZM10 169V170H11ZM26 169H28V168H26ZM63 169H64V166H63ZM75 169V168H74ZM84 169V170H85ZM103 169V168H102ZM121 169V168H120ZM152 169V168H151ZM169 169L167 170L166 169V171H167V173H169ZM179 169H181V168H179ZM183 169V168H182ZM191 169V168H190ZM197 170H198V167L196 168ZM67 170H68V168H67ZM89 171H90V167H89V169H88ZM95 170V169H94ZM108 170H109V168H108ZM125 170V169H124ZM127 170V169H126ZM189 169L187 168L186 169V173L188 174V173H190V171H188ZM196 170V171H197ZM204 170H206V169H204ZM258 170V169H257ZM80 171V169L78 170V172ZM104 171V170H103ZM129 172H131L132 171V169H131V171L130 170H128ZM128 171H127V174H126V172H125V175L124 176H122V180H121V177H120V180H121V182H120V184H119V187L115 190V188H114V191H111V192H109V194L111 195V196H113L112 198H114V199H117V200H123V201H125V202H130V204H132V206H134L135 208L136 207H138L139 208V211H140V208H144L145 209V206H147V205H149L150 206V204L151 203H154V202H156V198H157V196H156V191H149L148 189V192H142L141 193V195H140V193H139V197L137 196V197H133L132 196V194H130V193H128V190L131 188V185H132V181H134L136 178H138L137 179V181L140 183V184H142V186L143 185H151L152 186V188H153V184L155 185V181H156V179L158 178V174H157V176H156V174H153V173H151V172H148V171H146V170H144L142 173L141 172H139V171H133L132 172V174L135 172V173H140V175H136V176H132V175H130V174H128ZM188 171V172H187ZM199 171H200V168H199ZM2 171H0V173H1ZM23 172V171H22ZM60 172V171H59ZM78 172H77V174H78ZM86 172H88V171H86ZM108 172V171H107ZM113 172V171H112ZM123 172V171H122ZM154 172V171H153ZM181 172V171H180ZM184 172H185V170H184ZM184 172L182 173L183 175L182 176H184ZM195 172V171H194ZM206 172H204V173H206ZM222 172V173H223ZM227 172V171H226ZM18 173H19V171H18ZM31 173H33V172H31ZM63 173H64V171H63ZM67 173H69V172H67ZM124 173V172H123ZM185 173V174H186ZM197 172H195L194 174L193 173H191L192 174V176H189V179H188V175L187 176H185V178H184V180L186 179V177H187V180H185V181H189L190 180V178L191 177H193V175L195 176V175H197V176H199V174H196ZM203 173V172H202ZM11 174V173H10ZM23 174V173H22ZM65 174V173H64ZM75 174V173H74ZM112 174H114V172L112 173ZM121 174V173H120ZM170 174H171V170H170ZM213 174V173H212ZM230 175V177H228L229 179H227L226 181H224V179L223 180H221V182H224V184H227V185H225V187H223V185L221 186L220 184H218V182H216L217 184L215 185V187H214V189H210V191L212 192L211 193V195H210V197L212 198V201H214L215 203H217V202H219L218 203V205L220 204V202H221V200L223 201H225L226 199H227V201H225L224 202V208H223V206H221V209H224L225 210V205H227V202H228V200H229V203H230V199H233V198H236L235 196H234V189H235V187H234V179H233V177H231V175H232V173H227L226 175ZM251 174H252V172H251ZM250 174V175H251ZM254 174V173H253ZM16 175H18V174H16ZM118 175V174H117ZM171 175H173V174H171ZM190 175V174H189ZM206 175V174H205ZM218 175V174H217ZM226 175H225V179H226ZM236 175V174H235ZM235 175H233L234 177H236ZM250 175H248V177L250 176ZM255 175H256V173L254 174V177H255ZM13 176V175H12ZM60 176V175H59ZM65 176H66V174H65ZM110 176V175H109ZM120 176V175H119ZM118 176V177H119ZM174 176V175H173ZM182 176H181V178H182ZM203 176V175H202ZM224 176V175H223ZM223 176L221 177V178H223ZM247 176V175H246ZM20 177V176H19ZM19 177H18V179H19ZM112 177H113V175H112ZM111 177V178H112ZM115 177L118 179V177L115 175ZM252 177V175L250 176V178ZM257 177V176H256ZM57 178V177H56ZM179 178V177H178ZM215 178H216V176H215ZM240 178V177H239ZM247 178V177H246ZM249 178V183H250V180L252 181L253 179H250ZM58 179V180H59ZM177 179V178H176ZM183 179V178H182ZM192 179V178H191ZM194 179H195V177H194ZM196 179H197V177H196ZM201 179H202V177H201ZM208 179V178H207ZM213 179H214V177H213ZM248 179V178H247ZM116 180V179H115ZM159 180V179H158ZM162 180H163V178H162ZM181 180V179H180ZM179 180V181H180ZM216 180H218V178L216 179ZM216 180H214V181H216ZM118 181H119V179H118ZM136 181V180H135ZM161 181V180H160ZM194 181V180H193ZM57 182V181H56ZM60 182V181H59ZM181 182V181H180ZM212 182H213V180H212ZM219 182H220V179H219ZM226 182V183H225ZM246 182H247V180H246ZM112 183V182H111ZM136 183V182H135ZM156 183H157V181H156ZM181 183H184V181L183 182H181ZM196 183H197V180H196ZM55 184V187L53 188V185ZM174 184V183H173ZM187 184V183H186ZM212 184H214V183H212ZM259 184V183H258ZM136 185H138V184H136ZM184 186H185V184H183ZM182 185V186H183ZM135 186V185H134ZM227 186V187H226ZM262 186V185H261ZM68 187V189L70 190V188ZM114 187V186H113ZM187 187V186H186ZM252 187V186H251ZM263 187H264V185H263ZM57 188V187H56ZM104 188V187H103ZM103 188H102V191L101 192H103ZM191 188H193V185L191 186ZM191 188H189V189H191ZM194 188H195V186H194ZM259 188H260V186H259ZM64 189H65V187H64ZM68 189L66 190V192L68 191ZM133 189V188H132ZM154 189H155V186H154ZM207 189V188H206ZM251 188L249 187H243V191L241 192V191H239V192H241V193H243L242 194V198H248V196L250 197V195H251V197H252V191H253V193L255 192V188L253 189V190H250ZM264 189V188H263ZM61 190V189H60ZM59 190V191H60ZM150 190H151V188H150ZM200 189H198V192H200L199 191ZM209 190V189H208ZM238 190V189H237ZM262 190V189H261ZM169 191H170V189H169ZM203 191H205V194H207V192H206V190H205V188H204V190H202V193L200 192V195L202 194V196L204 195V192ZM256 191H259L258 189L256 190ZM65 192V191H64ZM161 192V191H160ZM165 192V191H164ZM189 192V191H188ZM194 192V191H193ZM197 192V193H198ZM237 192V191H236ZM235 192V193H236ZM68 193H69V191H68ZM105 193H106V191H105ZM133 193H134V191H133ZM240 193V194H241ZM256 193V192H255ZM255 193H254V197H255ZM108 193H107V195H109ZM168 194V193H167ZM170 194H171V192H170ZM199 194V193H198ZM208 194H210V193H208ZM207 194V195H208ZM240 194H237L239 197H240ZM57 195H58V193H57ZM103 196H104V194H102ZM137 195V194H136ZM165 195H166V193H165ZM200 195H199V197H200ZM207 195H205V197L207 196ZM259 195V194H258ZM7 196V195H6ZM171 196H173L172 194H171ZM181 196V195H180ZM238 196H237V198H238ZM257 196V195H256ZM16 197V196H15ZM67 197V196H66ZM106 197V196H105ZM176 197V196H175ZM188 197V196H187ZM193 197V196H192ZM192 197L190 198V197H188L187 198V200L190 198V199H192ZM226 198V199H223V198ZM250 197V198H251ZM254 197L253 198H251L252 200L254 199ZM6 198V197H5ZM108 198V197H107ZM172 198V197H171ZM178 198H180L179 196H178ZM178 198H177V200H178ZM204 198V197H203ZM207 198H208V196H207ZM241 198V197H240ZM239 198V199H240ZM250 198H249V200H250ZM0 199H1V197H0ZM13 199H14V197H13ZM20 199V198H19ZM21 199H22V197H21ZM23 199H24V197H23ZM60 199V198H59ZM205 200H206V198H204ZM204 199H203V201H204ZM238 199V200H239ZM259 199H261V198H259ZM98 201H99V198L97 199ZM105 200H108V199H105ZM104 200V201H105ZM172 200H173V198H172ZM184 199H182V201H183ZM193 200V203L195 202L196 203V205H197V200H201V199H197L196 198V201H194V199H192ZM245 201L247 200V199H244ZM262 200H264L263 198H262ZM25 201V200H24ZM29 200H27V202H28ZM31 201V200H30ZM166 201V200H165ZM179 201H180V199H179ZM179 201H176L177 203L179 202ZM202 201V200H201ZM211 201V200H210ZM240 201H242V203H243V200H240ZM255 201V200H254ZM4 202V201H3ZM96 202V203H95ZM114 202V201H113ZM158 202V201H157ZM156 202V203H157ZM214 202H211V205L212 204H214ZM249 202V201H248ZM250 202H251V200H250ZM262 202V201H261ZM10 203V202H9ZM32 204H33V202H31ZM160 203H161V205H160V208L159 209H161V207L162 206H164L163 204H162V201H160ZM171 203V202H170ZM181 203H183V202H181ZM191 203V202H190ZM207 204H209L208 202H206ZM226 203V204H225ZM234 203H235V201H234ZM234 203H233V205H234ZM237 203V202H236ZM235 203V207H237L238 205ZM245 203V202H244ZM255 202H253V204H254ZM256 203H258V200H257V202ZM19 204H20V202H19ZM114 204V203H113ZM192 204V203H191ZM241 203H239V205H240ZM3 205V204H2ZM105 205H107V202L105 201ZM108 205H110V203L108 204ZM116 205H119V203L118 204H116ZM174 205H176V203L174 204ZM210 205V204H209ZM210 205V207H213V206H211ZM231 205H232V203H231ZM247 205V204H246ZM31 206V205H30ZM132 206H131V211L132 210H134V209H132ZM166 206V205H165ZM165 206H164V208H165ZM168 206L170 207V205H169V203H168ZM172 206V205H171ZM178 206V205H177ZM176 206V207H177ZM181 206V204L179 205V207ZM192 206H193V204H192ZM206 206V205H205ZM260 206V205H259ZM127 208H128V206H126ZM174 207V206H173ZM187 207V206H186ZM200 207V206H199ZM209 207V206H208ZM209 207V208H210ZM248 207V206H247ZM247 207H246V209H247ZM257 207H258V205H257ZM256 207V208H257ZM263 207V206H262ZM20 208H19V210H20ZM110 208V207H109ZM113 208V207H112ZM158 208V207H157ZM163 208V207H162ZM163 208V209H164ZM172 208V207H171ZM183 208H184V205H183ZM188 208H190V205H189V207ZM193 208H197V207H193ZM192 208V209H193ZM201 208V207H200ZM203 208V207H202ZM208 208V209H209ZM1 209H3V206L1 207L0 206V210ZM96 209V208H95ZM101 209L103 210V207H101ZM106 209H108L107 208V206H106ZM207 209V206H206V208H205V210ZM219 209V208H218ZM234 209V208H233ZM251 209H253V212H254V215H256V213H257V211H256V213H255V211H254V208H251ZM251 209H249V212H248V209L247 210H245V208L242 210L241 209V213H243L244 212V210L245 211H247V214L249 213V215H252V213L250 214V210ZM258 210H260L261 209V206L259 207V208H257ZM16 210V211H15ZM147 210V209H146ZM179 210V209H178ZM177 210V211H178ZM184 210V209H183ZM211 210V209H210ZM213 210V209H212ZM215 210H216V207H215ZM228 210V209H227ZM229 210H230V208H229ZM228 210V211H229ZM240 210V209H239ZM106 211V210H105ZM187 211V214H189V213H191L190 211H188V209L186 210ZM186 211H184V212H186ZM196 211H199V210H197L196 209ZM195 211V212H196ZM203 211V210H202ZM207 211H209V210H207ZM221 211V210H220ZM243 211V212H242ZM136 212V211H135ZM141 212H142V210H141ZM141 212H139V213H141ZM195 212H193V213H195ZM211 212V211H210ZM222 212V211H221ZM93 213V212H92ZM91 213V214H92ZM102 213L103 212H101L100 211V214L102 215ZM108 213V211L106 212V214ZM111 213V212H110ZM126 213H128V212H126ZM130 213V212H129ZM133 213H134V211L132 212V214L131 215H133ZM150 213V212H149ZM148 213V214H149ZM182 213V212H181ZM201 213V211H199V214ZM215 213H216V211L214 212V215H213V217L215 216ZM220 213V212H219ZM218 213V214H219ZM233 213V212H232ZM232 213H231V216H232ZM262 213V212H261ZM90 214V215H91ZM99 214V215H100ZM104 214V213H103ZM113 214V213H112ZM136 214L138 215V210H137V212H136ZM145 214V213H144ZM147 214V213H146ZM165 214H167V212L165 213ZM196 214H197V212L194 214V219H196L195 218V216H196ZM244 214H246V212L244 213ZM89 215V216H90ZM96 215V217H97V214H95ZM152 215H153V213H152ZM186 215V214H185ZM190 215H192V213L190 214ZM204 215H206V212H205V214ZM235 215V219H236V213L234 214ZM238 215H239V213H238ZM249 215H248V217H249ZM112 216V215H111ZM113 216H114V214H113ZM127 216H128V214H127ZM139 216V215H138ZM142 216H143V214H142ZM141 216V217H142ZM157 216H159V215H157ZM166 217H167V215H165ZM168 216H169V213H168ZM187 216V215H186ZM1 217V216H0ZM93 217V216H92ZM99 217V216H98ZM125 217H126V215L124 216V217H122V218H124L125 219ZM147 217V216H146ZM154 217H155V215H154ZM188 218H189V216H187ZM192 216H190V218H191ZM209 217V216H208ZM224 217V216H223ZM257 217H258V215H257ZM261 217V216H260ZM137 218V217H136ZM150 218V217H149ZM148 218V219H149ZM168 218V217H167ZM227 218H228V216H227ZM30 219H31V217H30ZM111 219V218H110ZM117 219H118V217H117ZM151 219V218H150ZM161 219H163V218H161ZM208 219V218H207ZM209 219H211V218H209ZM208 219V220H209ZM225 219H226V215H225ZM225 219H224V221H225ZM232 219L233 220H235L234 219V217L232 216ZM245 219V218H244ZM247 219V218H246ZM261 219H263V218H261ZM131 220V219H130ZM145 220H147V219H145ZM173 220V219H172ZM189 220V219H188ZM220 220H222V217L220 218ZM232 220V221H233ZM239 220V219H238ZM249 220V219H248ZM20 221V220H19ZM110 221V220H109ZM112 221V220H111ZM123 221V220H122ZM125 221V223L122 225L123 227L125 226H127L128 225V223L126 222L127 220H124ZM144 221V220H143ZM143 221H141V222H143ZM153 221V220H152ZM163 221V220H162ZM189 221H192L191 219L189 220ZM23 222H24V220H23ZM116 222V221H115ZM147 222H150V220H148ZM161 222V221H160ZM164 222H166V220L164 221ZM248 222V221H247ZM16 223V224H15ZM134 223H137V222H135L134 221ZM139 223H140V220H139ZM156 223H158V221H156L155 222V224ZM163 223V222H162ZM161 223V224H162ZM190 223V222H189ZM193 221H192V225H193ZM200 223V226H201V221L199 222ZM228 223V222H227ZM120 224V223H119ZM132 224H133V222H132ZM141 224V223H140ZM159 225V226H162V225ZM207 224V223H206ZM210 224H212V225H215L216 227V230L219 228V225H220V223H219V221L218 220H216V218H215V220L214 219H212V220H210ZM224 224H226L225 222H224ZM236 224H237V222L234 224V226H235V229H236ZM244 224V223H243ZM152 225H153V223H152ZM199 225V224H198ZM221 225H223V224H221ZM227 225V224H226ZM129 226V225H128ZM141 227H142V224L140 225ZM143 226H145L144 224H143ZM148 226V225H147ZM165 227H168V226H166V225H164ZM174 226H175V223H174ZM174 226H172V227H174ZM177 226V225H176ZM197 226V225H196ZM202 226H205V231L204 230H202V235H205V234H203L204 232H206V226L207 225H202ZM217 226H218V228H217ZM232 226V224H231V220H230V227ZM2 227H1V230H3L2 229ZM136 227H137V225H136ZM190 227V226H189ZM199 227V226H198ZM208 227H210L211 228V226L209 225ZM238 227V226H237ZM244 227H246V225H244ZM83 228L85 229L84 231H83ZM127 228V227H126ZM134 229H135V226L133 227ZM149 228V227H148ZM203 228V227H202ZM227 228V227H226ZM225 228V229H226ZM240 228H242V227H239V229ZM81 229H82V231L83 232H81ZM196 229H197V227H196ZM220 229L222 230L223 229V227H220ZM228 229H229V227H228ZM232 229V228H231ZM5 230V231H6ZM136 230H137V228H136ZM144 231H145V228L143 229ZM168 231V229H166L165 228V231ZM198 230V233L200 232L199 231V229H197ZM215 230V231H216ZM234 230V229H233ZM237 230V229H236ZM7 231L6 232H4V233H7ZM161 229L157 226V228H155V229H153L152 230V232H151V235L148 237V238H146V236H145V240L146 241H148V242H150V245L152 244L151 242H154V243H157V245L158 244H160L161 246H162V244H164V246H165V244H166V242H167V240H166V238L163 236V234H161ZM173 231V230H172ZM2 232V231H1ZM9 232V231H8ZM176 232H177V230H176ZM233 232L234 231H232V235H233ZM11 233H12V231H11ZM77 233V234H76ZM128 233V234H127ZM146 233V232H145ZM145 233L143 234V235H145ZM174 233V235H175V237H176V234H175V232H172V234ZM207 234H206V236L205 237H209V239H210V237H212V235L211 236H209L210 235V233H211V231L208 233V228H207V232H206ZM215 234H216V232H214ZM218 233H219V229H218ZM224 233V232H223ZM84 234V235H85ZM134 234H135V232H134ZM142 234V233H141ZM140 234V236H142ZM147 234V233H146ZM165 234H167V233H164V235ZM201 234V233H200ZM209 234V235H208ZM6 235H8V233L6 234ZM179 235V234H178ZM185 235H187V234H185ZM220 235H222V233L220 234ZM219 235V236H220ZM231 235V234H230ZM80 236H81V238H80ZM190 236V235H189ZM215 235H213V237H214ZM228 236H229V234H228ZM3 237V236H2ZM8 237V236H7ZM9 237H10V235H9ZM169 237V236H168ZM167 237V238H168ZM174 237V236H173ZM260 237V235L258 236V238ZM0 238H1V236H0ZM182 238V237H181ZM215 238V237H214ZM224 238H226V237H224ZM231 238V237H230ZM255 238L257 239V241H255ZM255 238H253L254 239V241H253V239H250L249 241H250V244L251 243H253V244H251V246H250V244H249V241L247 242V244L246 245H248V247H254V245L256 246L255 247V253H253V254H255V256H256V254H257V251H256V249L258 250V252H262V254L264 255V235H263V237H261L260 239H258L257 237H255ZM11 239V238H10ZM138 239V238H137ZM176 239H178V237H176ZM179 239H180V237H179ZM205 239V238H204ZM216 239V244H218L217 243V240L219 239V238H215ZM228 239H229V237H228ZM8 240V239H7ZM143 240V239H142ZM182 240V239H181ZM199 240H200V238H199ZM201 240H202V238H201ZM1 241V240H0ZM137 241V240H136ZM136 241H135V243H136ZM178 241V240H177ZM219 241V240H218ZM222 240H221V238H220V242H221ZM225 241H226V239H225ZM5 242L7 243L8 241H6L5 240ZM79 242V241H78ZM137 242H139V244H141V242L140 241H137ZM145 242V241H144ZM173 242V241H172ZM182 242V241H181ZM184 242V241H183ZM186 242V241H185ZM256 242V243H255ZM9 243V242H8ZM175 243H176V241H175ZM178 244H179V247L181 246V244L182 243H179V241L177 242ZM4 245H5V243H4ZM7 245V244H6ZM41 245V246H40ZM80 244H78V247H80L79 246ZM82 245H83V247H82ZM170 245V244H169ZM172 245V244H171ZM183 245V244H182ZM224 245H226V247H228L227 246V244L226 243H224L223 244V247H224ZM233 245V244H232ZM232 245H231V247H232ZM0 246H2L1 244H0ZM8 246V245H7ZM19 246V247H20ZM49 246V245H48ZM74 246V245H73ZM144 246H146V244H144ZM172 246H174V243H173V245ZM170 247V248H173V247ZM11 247V246H10ZM36 247H37V245H36ZM150 247V246H149ZM154 247V246H153ZM169 247V246H168ZM167 247V248H168ZM177 246H176V244H175V246H174V248H176ZM177 248V255H178V249L180 250V248ZM220 247V246H219ZM225 247V248H226ZM231 247H230V251H231ZM31 248H33V249H37V248H35V245H34V247L32 246ZM47 248H49V247H47ZM147 249H148V245H147V247H146ZM156 248V247H155ZM162 248V247H161ZM173 248V249H174ZM214 248V247H213ZM216 248H218L217 246H216ZM216 248H215V254L216 255H218L217 253H219V252H222V251H224L223 250V248H222V250H221V248L219 249V251L217 252L216 251ZM232 248H234V247H232ZM251 248V250L253 251V249ZM4 249V248H3ZM9 248L7 247V250H8ZM33 249H30V254H31V257H32V259H33V261H34V263L35 264H37L38 262H37V259H36V261L34 260V258H33V253L34 252H32V250ZM51 249V248H50ZM184 249V248H183ZM2 250V249H1ZM17 250H15V252H16V254H17ZM48 250V249H47ZM76 250V251H75ZM182 250V249H181ZM195 250V249H194ZM227 249H225V251H226ZM229 250V249H228ZM248 250V249H247ZM23 251V250H22ZM25 251V250H24ZM38 251H39V248H38V250H37V252H35V253H37L36 255H38ZM144 251H145V248H144ZM144 251L142 250V252L144 253ZM151 252V251H153V248H152V250H148V252ZM165 251V250H164ZM169 251V253L171 252L170 251V249L168 250ZM197 251V250H196ZM142 252H141V259H142V257H143V255H142ZM159 254H161V255H163L162 257L164 258L165 256H164V254H162L163 253V251H162V253H161V249H160V247H159ZM173 252V251H172ZM175 252H176V250H175ZM198 252V251H197ZM203 252V251H202ZM202 252H201V254H202ZM204 252H205V250H204ZM251 252V251H250ZM20 253V252H19ZM27 253H29V249H28V251H27ZM34 253V254H35ZM73 253V252H72ZM104 253V254H105ZM137 253V252H136ZM158 252H156V255H158L157 254ZM199 253V252H198ZM206 253V252H205ZM208 254H207V256H206V254H205V257H208V259L207 260H204L203 259V261H201L200 260V263L199 264H208V262H209V259H210V257L212 256L213 257V254L212 255H210V253L209 252H207ZM212 253V252H211ZM228 253H229V251H228ZM0 254H2V253H0ZM10 254V253H9ZM12 254V253H11ZM13 254H14V252H13ZM12 254V255H13ZM16 254H14L15 255V258L17 257V255ZM21 254H23V253H21ZM74 254V256L76 255L75 253H73ZM139 254V253H138ZM176 254H175V257H176ZM198 255V258L200 257V259H201V257H203L202 255ZM225 254V253H224ZM223 254V255H224ZM227 254V253H226ZM19 255V254H18ZM29 255V254H28ZM93 255H94V253H93ZM153 255H154V253H153ZM6 256H8L9 257V255H8V253H6ZM26 256V255H25ZM30 256V255H29ZM42 257H43V255H41ZM68 256H69V254H68ZM67 256V257H68ZM79 256V257H78ZM95 256H93L94 257V259H95ZM106 256V255H105ZM148 256H149V253H148V255H144V257H146V259L148 258ZM151 256H152V254H151ZM155 256V255H154ZM153 256V257H154ZM160 256V255H159ZM159 256H157V257H159ZM196 256H197V254H196ZM222 256V255H221ZM221 256H219L220 258H221ZM253 256V255H252ZM255 256H254V258H255ZM259 253H258V256H257V258L259 259V262L261 261L260 259H262L261 257L259 258ZM39 257V256H38ZM42 257H39V259H41ZM46 256L44 255V258H45ZM81 257V258H82ZM99 257H100V255H99ZM104 257V256H103ZM139 258H140V256H138ZM144 257H143V262H144ZM166 257H167V255H166ZM166 257L164 258V260H163V258H162V260H163V262L166 260ZM172 257L174 258V255H172ZM204 257V258H205ZM227 257V256H226ZM225 257V258H226ZM2 258V257H1ZM21 258H22V256L21 255H19V261L21 260ZM23 258H24V256H23ZM44 258H43V260H44ZM46 258H48V257H46ZM89 258V257H88ZM91 258V257H90ZM102 257H100L99 258V261H100V259H101ZM113 258V259H112ZM152 257H150V259H151ZM193 258H194V255H193ZM197 258V259H198ZM215 258V257H214ZM213 258V259H214ZM222 258H224V256L222 257ZM225 258H224V261H225ZM253 258V257H252ZM254 258H253V260H254ZM18 258H16V260H17ZM32 259H30V260H28L27 262H26V264H31L32 262H31V260ZM74 259V260H75ZM93 258H91V262L93 261V264H94V261L95 260H92ZM109 259H110V257H109ZM176 259V258H175ZM175 259H174V261H175ZM219 259V258H218ZM1 260V259H0ZM6 260V259H5ZM8 260V259H7ZM9 260L11 261V260H13V257H12V259H10V257H9ZM24 260L26 261L27 260V258H24ZM42 260V259H41ZM41 260H39L40 262H41ZM97 260H98V257H97ZM97 260H96V262H97ZM104 260V259H103ZM156 260H157V258H156ZM160 260V261H159ZM158 261L159 262H161V259H159ZM168 260V259H167ZM167 260L165 261V263L166 264H168L167 263ZM210 260H212V258L210 259ZM215 260V259H214ZM227 260H228V258H227ZM9 261V262H10ZM106 261V260H105ZM146 261V260H145ZM216 261V260H215ZM224 261H223V263H224ZM229 261V260H228ZM227 261V263H229L230 264V262H228ZM255 261H257V259L255 258V260H254V263H255ZM39 262V264H42V262L40 263ZM67 262V261H66ZM77 261H75V263H76ZM88 262H89V259H88ZM147 262H148V260H147ZM193 262H194V260H193ZM212 262V261H211ZM235 262V261H234ZM233 262V263H234ZM242 262V261H241ZM263 262H264V260H263ZM13 263H14V260H13ZM21 263V262H20ZM25 263V262H24ZM23 263V264H24ZM33 263V264H34ZM83 263V262H82ZM90 263V262H89ZM158 263V262H157ZM219 263V262H218ZM238 263V262H237ZM257 263H258V261H257ZM262 263V262H261ZM7 264V263H6ZM15 264V263H14ZM16 264H17V261H16ZM19 264V263H18ZM22 264V263H21ZM43 264H44V261H43ZM91 264V263H90ZM140 264V263H139ZM145 264V263H144ZM148 264H149V262H148ZM161 264V263H160ZM169 264H171L170 262H169ZM196 264V263H195ZM212 264H213V262H212Z\"/></svg>",
    "mask_w": 264,
    "mask_h": 264
}]
</instances>
